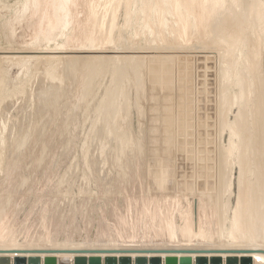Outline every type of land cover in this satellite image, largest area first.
Here are the masks:
<instances>
[{"label":"rangeland","instance_id":"rangeland-1","mask_svg":"<svg viewBox=\"0 0 264 264\" xmlns=\"http://www.w3.org/2000/svg\"><path fill=\"white\" fill-rule=\"evenodd\" d=\"M89 1H91V0H89ZM96 1H97L96 3H98V0H96ZM100 1H102V5L99 6L98 10H102V6L104 8L105 7L107 8V6L104 5L105 0H100ZM199 1H201V0H199ZM80 2H81V0H80ZM25 3L28 5V9L25 12L23 18H18V14L20 15L22 8H23V5ZM145 4L147 5V3H145ZM79 5L77 6L76 10L74 11V8H75L74 0H0V153H2V155L3 154L5 155L6 150L9 149V150H7V154L5 155V157H6L5 160H9V161L13 162L12 163L13 165H12L10 170L6 169L7 165H5V166L2 165L1 170H0V196L2 197V198L0 197V199H1L0 200V264H10V263L11 264H72V263L73 264H145V263L146 264H157V262H155V261H161L160 264H200L199 261L203 262L204 260H207V259L210 260L207 262V264H212L211 261L213 262V260H218L220 258L222 259V264H229L227 262V259H229L230 257H228L227 259L220 257V256H225V254H228V253H221V254H215V253H198V254H187V253L186 254L185 253H179V254H177V253H165V254H154V253H151V254H143V253H137V254L136 253H133V254H95L94 253V254H92V253H90V254H86V252L85 253H79V252L76 253L75 251H81V250H107V251L113 250V251H115L118 249H126V248H128L127 247L128 245H133V246H136V249H134V251L163 250V249L174 250V251H189V250L219 251L220 248H225V250L228 252L229 248H233L232 246H234L238 243V242L233 240V237L231 235V227H232V223H233V218L236 215V210H237V208L239 209V199L242 195L240 193V189H239L240 167L242 166V168H243L244 166H246V168L249 169L248 171H251V172H254L255 169L257 168V170L255 172L258 173L259 172L258 169L263 167L262 162H264V160H262V162L260 160V159H264L261 156V155H263V153L262 154L260 153L261 152L260 150H262V148H261L262 142L261 141H263L261 138V134L263 132L261 131L262 129L261 130L259 129L260 127L257 128L256 125H254L255 123H257L255 120H258L256 118L257 115H255V112L258 111V113L256 112V114H259L258 118L262 114V113H260V112H262V111H260L262 105H261L259 99H261V100L264 99V96L262 97L261 92H260V90H262V86H263L262 84H264V46L262 45L263 34H264V24H261L260 35L257 34L258 32L255 35L254 34L252 35V33H251L252 37L253 36H255V37L249 38L248 41H246L247 44L245 43V47L247 48L248 51L246 50V48H244V55L242 57H239V58H238V56H239L238 50L240 48L239 42L233 46L232 53L228 52L227 49H225V47L221 46L220 44L218 45L215 43H213V44L210 43L212 45V47L210 45H208L209 41H212L215 39L220 40V41H224L225 35L230 30V28H231L230 26H233L232 23L234 22V21H232V17H233L232 15L231 16L226 15L222 18L223 20L221 19L222 21L219 22V24L218 23L215 24V25H217L216 26L217 28L215 27L216 29H212L210 33L208 32V34H210V37H208L209 40L207 39V41H205V43L204 42H198L197 45L195 46V44H192L190 42V45H193L192 49L191 48L189 49L190 46L188 44V47L185 46V48L183 46L182 47L180 46L181 48H178L179 46H177L176 48L178 50L173 46L174 47V48L172 47L174 49L173 50L171 48V46H172V44H174V42L173 43L165 42V44L162 42V44H163V45L161 44L162 48H159V47L156 48L155 50H153L154 54H152V56H162L160 59H159V57L158 58L157 57H154V58L151 57V60H150L149 59L150 56L148 55L149 57L148 56L147 57L149 60L146 58V60L145 59L143 60L144 64H140V65H143L144 67L142 66V68H141V66L137 65V64L130 65V68L127 67L124 72H128L129 74L124 73L123 71L116 73L114 71V69H112V66L110 64H109L110 66L104 65L105 67H102V65L100 66V63L97 64L96 62H93V64H95V65H91L92 68L94 66L93 72H92L93 69L90 68V70H89V68L85 67L87 70L86 69H84L85 71L83 70L84 74H83L82 70L80 73L79 71L76 70V68H75V71L72 69V70H70L71 72L69 71L70 74H67L69 72H67V73L62 72L60 67L63 66L62 62H63V58H64V54H65V52H61V49L68 42V36H66V34L61 33L58 24L62 21L64 13L68 12V14H69L68 17L71 19V22L74 23L75 19H77V18H78L77 21L79 20V22H78L79 24L77 22L75 23L76 29L82 27V24H83V22H85V19H86V13H87L88 8L85 6V4H83V2H82V5H81V3ZM138 7H139V5L133 6L129 0H116V2L113 5H111L107 8V12L109 14V21H107V22H105L106 16H104V13H103L106 11V8H105V10H102L103 12L100 11L101 12L100 18H104V25H106V23H108V26L106 28V39L108 42V46L110 48V55H111V58L109 57L110 60H116L118 58L120 45H125V43H126V45L130 44V43H128V42H130V38H129V41L126 40L129 37L128 33L132 34L136 38H139V39L141 38L137 44L135 42H137L138 39L137 40H136V38L134 39V41H135L134 43L136 45H142L145 42L144 39H147L150 36L154 37L155 30L152 29L153 33L151 34V31H150L151 29H150L149 25H146L147 23L150 22V19L148 17L149 16L148 15L149 12L147 10L148 8L147 9L146 8L137 9ZM214 7L215 6H213L212 2H211V4L209 5V7L207 9L213 10ZM195 15L197 18H199L198 12ZM260 19H261V14H260ZM261 20H264V17ZM7 22H9V23L11 22L15 25V29L12 32L8 29L9 25L8 24L6 25ZM229 24H231V25H229ZM245 24L246 23H244V21H243L242 26H240L241 25L240 24L239 25L240 28L237 27L238 28L237 32L241 31V28L246 27ZM201 27L202 28H200V27L199 28L203 31L205 28L202 25H201ZM48 29H49L50 33H52V34H50V35L48 34ZM235 32H236V30H235ZM99 34H100V32L97 35V37H99V39H100L97 41L98 42L97 44L102 45V42L105 39V37L102 34H100V35ZM211 35H212V37H211ZM257 36H258V38H257ZM36 40L38 42L33 44ZM257 40H258V42H257ZM125 41H128V42H125ZM85 42H87V45L85 44ZM156 42L157 41L153 40L154 45H156ZM166 43L168 45L170 44L169 45L170 48L166 45ZM201 43H202V45H201ZM103 44H105V43H103ZM199 44L201 47H203L204 45L207 44L208 47L210 46L212 49L210 50V47L208 48L206 45V48H208V49L206 50V48L203 47L206 52H202L204 50L202 48H201L202 51L200 50V46H198ZM89 45H90V42L88 40H84L83 45L80 49V54H82V56L88 54L91 51L92 52L94 51V49H92ZM164 45H166L165 47L168 49H166L164 47ZM184 45H187V43H184ZM216 45H218V46H216ZM246 45H248L249 47ZM197 46H198V50H197ZM193 47H196V48L194 49ZM259 47H261L263 50ZM187 48H188V50H187ZM193 49L197 52H195ZM161 50H162V52L164 50L165 51L163 53L162 52L158 53ZM189 50H190V53H189ZM191 50H193V51L191 52ZM260 50H262L261 55H260ZM52 51H57V53L54 56H52L51 55ZM168 51H170V53H167ZM173 51H174V53H173ZM175 51H177V53H175ZM193 52H195V53H193ZM221 52H224V54H221ZM176 54L178 55V57ZM218 54H220V55L218 57H216ZM168 55H169V57L173 56L174 59L172 57H171L172 59L169 58ZM185 55H187L189 57H186ZM245 55H246V57H245ZM98 56L99 55L97 53L94 56L96 61H98ZM184 56L188 59V61ZM247 56H250V58ZM191 57L193 58L192 60H191ZM207 57H209V58H207ZM231 57L233 60L231 59ZM152 58L154 60H155V58L158 59L159 60L158 62H160V63L157 62V64L155 65L156 60L154 62V61H152L153 60ZM168 58H169V60L171 59L168 63L169 65L167 66V67H169L168 70L171 68L169 71L167 69H165L167 62H168V60H167ZM175 58L177 59L178 63H176ZM195 58H196V61H195ZM216 58H217V61L215 60ZM224 58H226V59H224ZM180 59H182V60H180ZM221 59H223V60H221ZM236 59L239 60V63L241 62V64H240L241 66L242 65L246 66V68H247L246 73L247 74L249 73V76L247 75L246 79L250 80V77L253 79V81L251 82L249 87H251L250 88L251 90L253 89L252 91H254V96H255V94L257 96L258 92H259V96L257 98H255V101H256L255 104L253 103L254 108H253V106H250L248 103H247V106L245 104H243L244 107L240 108V106H242L243 100H245V95H243L241 93L236 95V93L239 92L240 89L242 91V88L245 86V82L243 79L241 80V82L243 83L242 86L238 85V84L236 86L234 84H233L234 86L229 85V83L231 82L230 76H231V72H232V71L230 72V70L232 68L233 63H235L233 61H237ZM161 60L162 61L164 60L163 64L165 63V68H164V66L163 67L161 66L162 69L159 68L160 65H162ZM183 60L184 61L186 60L187 62L185 61L186 62L185 63ZM245 60H246V62H245ZM147 61H150V62H147ZM172 61H173V63H176V64H174V65H176V67H178L179 65L180 66L178 68H176L174 65L171 66L170 64H173ZM193 61H195L194 62L195 64L194 63L192 64ZM207 61H209V62L211 61V62L208 63ZM225 61L227 63H229V61H230V65L229 64L227 65V63ZM81 62L79 64H81ZM212 62L213 63L215 62V63L213 64ZM46 63L47 64H50V63L53 64L52 69H53L54 74H53L52 80H49L47 77L48 75H47V66L45 65ZM148 63H150V64H148ZM222 63L223 64L225 63V65H223ZM231 63H232V65H231ZM96 64L98 65V68L100 69V71H99V69H97ZM158 64H160V65H158ZM177 64H179V65L177 66ZM181 64L183 65V67H181L182 66ZM190 64H192V65H190ZM218 65H220V67ZM99 66L102 67V69ZM131 66L134 67V69L136 67H139V66H140V68H138V69L136 68V70L134 71V69L131 68ZM154 66H156V67H154ZM157 66H158V68H157ZM184 66H186V67H184ZM201 66L202 67L207 66V68H204V67L202 68ZM249 66H250V68H248ZM257 66H259V68L256 71ZM147 67L149 68V70L147 69ZM152 67L154 69L156 68L159 70L155 69L157 71L156 72L155 70L152 69ZM172 67H173V69H172ZM187 67H189L190 69ZM78 68H79V66H78ZM175 68H176V70H175ZM197 68H199V69H197ZM210 68H213V69H210ZM215 68H216V71H214ZM132 69H133V71H134L133 73H135V75L132 73ZM138 70L140 71L139 75L142 74V75H140L139 78H142V76L145 78V79L144 78L142 79L143 81L141 80V82H143L142 84H138V83H141L139 78H138V80H135V82H133L134 77L137 79V76H139L138 73H136V71L138 72ZM146 70H148L147 73L149 72L150 74L148 73V75H147V73H145ZM189 70H190V72H189ZM76 71L78 74L79 73L82 74V75L79 74L82 77H79V75H77ZM86 71L87 72L89 71L88 72L89 74ZM95 71H97V72L99 71V73H97L98 77L96 75L95 76L93 75V73L96 74ZM112 71H114V72H112ZM170 71L173 73H175L174 71H176V73L171 74ZM181 71H182V73H181ZM91 72H92V74H91ZM153 72H154V75H155V73H156V75L157 74L158 75L154 76ZM162 72L163 73L168 72V73L163 74ZM183 72H184V74H183ZM206 72L207 73L209 72L208 76H206L207 75ZM63 73L64 74L66 73L65 74L66 76H64ZM71 73H72V75H71ZM113 73H116L117 75H114ZM151 73H152L154 80H152L151 78L148 79L149 76L152 77ZM186 73L189 75H187ZM217 73L218 74L220 73V75L217 76ZM120 74L123 75V77H121L123 80H121L119 82L121 84H118V82L115 83L117 80H119V79L116 80V78H120V76H121ZM124 74L126 75V77ZM169 74L172 76H170ZM89 75H93V77L89 76ZM131 75L132 76L134 75L133 78L131 77ZM162 75H164L165 79L167 77L168 78L170 77L171 79L169 78L170 80H168V78H167V80L172 82V83H170V84H169V82L167 83V80H164L163 79L164 77ZM167 75H169V76H167ZM190 75L193 76V78ZM202 75H204V78H202L203 77ZM116 76H119V77H116ZM161 76L163 78H160ZM213 76L216 79H218V77H219V79L217 81L212 80V78L215 79ZM90 77L92 78L91 79L92 81L90 80ZM114 77H116V78L113 80H116V81L112 80V78H114ZM127 77H129L128 79H130L131 81H129L128 79L125 80V78H127ZM178 77H179V80L177 79ZM94 78L96 79L95 81L93 80ZM146 79L149 81L148 83L146 82L147 81ZM150 79H151V81H150ZM162 79H163V81H162ZM174 79H175V81H174ZM184 79H185V81H184ZM188 79H190L191 81ZM195 79H197V80L199 79V80L197 81ZM201 79H203L204 81ZM262 79H263V83H262ZM144 80H146L145 83H144ZM156 80H158V81H156ZM194 80H195V82H194ZM122 81H124V82L122 83ZM127 81H129V82L125 83ZM136 81H139V82H136ZM152 81H154V82H152ZM155 81L157 82V84ZM161 81H162V83H161ZM173 81H174V83H173ZM90 82H93V83H90ZM185 82H187V84H185ZM210 82H211V84H210ZM47 83H48V85H47ZM60 83H63V84H61L62 86L59 85ZM89 83H90L91 88L90 87L88 88ZM152 83H154L155 87L152 85ZM193 83L194 84L197 83V84L194 85ZM202 83H203V85H202ZM85 84L87 85V87ZM111 84L114 87H112ZM117 84L119 86L121 85V87H119L118 91H116V89H118ZM124 84H125V87H124ZM135 84H138L140 86H135ZM164 84L166 85V87ZM171 84H173V85H171ZM177 84H179V85H177ZM183 84H185V85H183ZM41 85L43 87L45 86L44 88L46 90L44 89L41 91V88L43 89V87ZM151 85L154 89L155 88L156 89L153 90ZM156 85H157V87L160 86L159 87L160 90L156 87ZM259 85H261V86H259ZM46 86H47V88H46ZM53 86H55V87L53 88ZM110 86L113 88V90H114V88H116L115 92L113 90H112L113 92L110 91L112 89ZM161 86L165 87L167 90L163 91L165 88H163V90H162ZM172 86H173V88H172ZM56 87L58 89L60 88L59 90H61V91H59ZM138 87L139 88L142 87L140 89L145 93H143L140 89H138V90H140L143 95L145 94L144 96H142L140 91L136 92ZM143 87L146 88L145 91H144ZM148 87H149V89H147ZM168 87H170V88H168ZM177 87H179V88H177ZM200 87H202V88H200ZM52 88L55 89V91L52 90ZM121 88H122V91H124V89H125L124 93L126 91H127V93L124 94L122 91H120ZM184 88H185V90H182ZM187 88H188V90H187ZM193 88L194 89L196 88V90H194ZM48 89H50V90H48ZM157 89L159 91H157ZM191 89H193V90H191ZM106 90H107V92H106ZM170 90H171V92H170ZM173 90H174V92H173ZM119 91L122 92L121 94H123V96H120L121 94ZM160 91L163 93H160ZM166 91H167V93H164ZM178 91L180 92L179 94H181V93H183V94L179 95ZM194 91H195V93H194ZM41 92L43 94H41ZM204 92H206V93H204ZM52 93L54 95V98H53ZM105 93L108 94L107 95L108 100L106 98L104 99V97L106 95ZM110 93H112L113 95H116V96H112ZM114 93H116V94H114ZM149 93H151V94H149ZM186 93H187V95H186ZM190 93H192V94H190ZM197 93L201 97L198 96ZM128 94H129V96H128ZM139 94H140V96H137ZM159 94H162V95L164 94L163 95L164 100L162 98H160V97H162V95H159ZM188 94H189V96H188ZM43 95H44V97H43ZM46 95H49V96L47 97ZM55 95H58V96H56V98L58 97L57 99H55ZM124 95L125 96L127 95V97L129 99L131 98L130 102H128L129 99H127L126 97H125L126 99L124 98ZM148 95H151V96L155 95L156 99H153V100H155L156 102L148 100L150 97ZM158 95H159V97H158ZM171 95L174 97L171 98ZM175 95H177V96L179 95V96L177 97ZM185 95L188 96V98H191L192 100L186 99ZM226 95H228V96L225 97ZM141 96L145 99H142ZM153 96L150 97V99L155 98V96L154 97ZM49 97H52L53 99L51 100V98L49 99ZM137 97H138L137 101L139 99L140 100L138 102H135ZM179 97L180 98L182 97L183 100L181 99L182 100L181 101L179 99ZM196 97H199V99H197ZM43 98H46V99H43ZM116 98H120V99L116 100ZM157 98H160L161 101H160V99H157ZM168 98L172 99V100L168 101L169 100ZM202 98H204V99H202ZM238 98H240L239 101H238ZM109 99L112 100L113 103L114 102L115 103L113 104L112 101L110 102ZM176 99H179L178 104H176L177 103ZM185 99H186V102H185ZM194 99H196V100H194ZM49 100H51V101H49ZM118 100L121 102L123 100L124 101L122 103H120ZM157 100H158V102H157ZM42 101H44V103ZM45 101H48L49 103L48 102H46V103L49 106L50 105L51 106L49 107L45 103ZM102 101L105 104H103V103L101 104ZM126 101L128 103H126ZM38 102H39V105H38ZM134 102H135V104H133ZM151 102H155V103H151ZM171 102L174 106L171 105ZM195 102L198 105H196ZM258 102H259V104L257 105ZM110 103H111V105H110ZM118 103H120L121 106ZM129 103H130V105H129ZM160 103H162V104H160ZM168 103H169V105L172 106L171 110H170ZM138 104H140L141 106L139 105L140 106L139 107ZM159 104L162 106L164 104L163 108L161 106L158 107ZM183 104H185L186 107H185V105L181 106ZM35 105H37V107ZM42 105H43V107H42ZM100 105H101V107L99 108ZM117 105H119V106H117ZM135 105H137V106H135ZM146 105H147V107H146ZM152 105L153 106L158 105L157 106L158 109L156 107L152 108L153 107ZM102 106L104 108H105V106H106V108L109 106L110 110H109V108H107V113H106V111H105L106 108L104 109ZM110 106H113V107H110ZM149 106H152V107H149ZM177 106H180V107H177ZM197 106L199 107V110L197 109L198 108ZM117 107H120L123 109L125 107L126 108L128 107V111L126 108L124 109V111H122V109L116 110V109H118ZM164 107H167V108L169 107V109H167V108L165 109ZM182 107H183V109L184 108L185 109L183 110ZM195 107H197V108H195ZM246 107H247V109H246ZM250 107H252V108H250ZM257 107H259L260 109L258 108L259 110H257ZM47 108H49V109H47ZM129 108H130V111H129ZM175 108L176 109L178 108V109L176 110ZM25 109L29 110L30 114ZM140 109L142 110L141 113H140ZM180 109H181V111H180ZM188 109H190V110H188ZM42 110H46L47 114H42L43 116L40 115V117H39V113L45 112V111L41 112ZM53 110H55V111L51 112ZM99 110L101 112V115L98 116L97 114H100ZM120 110L122 111L121 113H119ZM103 111L105 114L102 113ZM110 111H112V112H110ZM113 111H115V112L113 113ZM156 111L158 112V116L156 115L157 114ZM159 111L160 112L163 111V113H165L166 111L167 112L169 111L168 114L169 113L170 114L168 115L165 113L166 114L165 115V114H162V112L160 113ZM178 111H180V113H183L184 111H186V113L185 112L184 113L187 114V116L185 114H179ZM190 111H192L193 113ZM253 111H254V113H253ZM48 112H50V113H48ZM124 112L129 113V114H126L129 116H126L124 114V118H126V120L128 121L127 122L128 124L126 123V120H124L122 117V114ZM150 112H151V114H149ZM153 112H155V114ZM200 112H202L203 114ZM54 113H56V114H54ZM249 113H252V114L250 115ZM49 114H51V116L52 115H55V116H52L53 117L52 118V117H49L50 116ZM103 114L106 117L107 116H109V117L106 118V117H104ZM115 114H117V115H115ZM147 114H148V116H147ZM26 115H29V117ZM120 115H121V117H120ZM138 115L141 117V119H139L140 117ZM143 115H145V117ZM21 116H22V118H21ZM149 116L150 117L153 116V117L150 119ZM159 116H161L162 119H165V120L167 119L166 121L168 122V124L166 123L165 120H162L161 117H159ZM170 116L172 117V119H170ZM251 116L252 117L254 116L255 120H254V118L252 119ZM36 117L38 118L39 121L42 118L43 120H41V121L43 123L41 121L39 122V121L35 120V119H37ZM102 117H103V119H102ZM112 117L114 118L115 122L113 121ZM147 117H148V120H146ZM158 117H159L160 121L157 120ZM25 118H26V120H25ZM96 118H97V120H96ZM142 118H144V119H142ZM168 118L170 121L171 120L173 121V119H174V121L172 122L173 124L171 123L172 125L169 123L170 121L168 120ZM175 118L177 120H175ZM249 118L252 120V122L248 123V121H251ZM23 119L25 120V122L26 121L28 122L31 120L29 122L30 124L28 125L27 122L23 123ZM27 119H29V120H27ZM106 119L107 120L109 119L108 125H106L107 124V122H105V121H107ZM102 120H104L103 121L104 123L102 122ZM149 120H151V121H149ZM152 120H153V123H152ZM185 120H187V121H185ZM188 120H190V121L188 122ZM253 120L255 121L254 123H253ZM19 121L22 123V126H19V125H21V123ZM34 121H36V122H34ZM98 121H100V123H98ZM109 121L111 122V124L109 123ZM154 121H156L157 124L162 121L163 122V123L161 122L162 126L159 124L160 125V127H159V125L155 124L156 122H154ZM18 122H19V125H18ZM112 122L115 124V127H117V125H119L117 127V129L120 127L119 128L120 131H123V133L121 135L124 134L123 137L120 135L121 132H118L119 129H118V131L115 129V127L113 126L114 124ZM122 122L125 123V125L127 124L126 128H124L125 126ZM192 122H195L194 125ZM16 123H17V125H16ZM96 123H98V124H96ZM101 123H102V125L105 124V126H103L104 128L102 127ZM117 123H119V124H117ZM140 123H143V125ZM151 123H152L153 127H152V125H150ZM164 123H166L167 125ZM174 123H176V124H174ZM186 123L189 126L186 125ZM191 123H192V125H191ZM251 123H253V124H251ZM24 124H25V126L28 125L29 127H30V125L35 124L34 126H31V128H33V129H30L31 131L30 130L28 131V133L30 132L29 134L27 133V130L29 129L28 127L27 128L25 127L26 131H25V128L23 129ZM39 124L46 127V128H44L45 129L44 131L42 130L43 127L40 126ZM129 124H130V126H129ZM10 125L12 126L11 128L14 127L11 131H10ZM94 125L97 126L96 127L97 130L92 129ZM120 125H123V126H120ZM145 125H147L148 127ZM155 125H156V127H155ZM168 125H170V126L174 125V127H176V125H178L177 126L178 128L177 127L172 128ZM196 125H197V127H196ZM253 125H254V127H253ZM37 126H40L41 128L40 127L37 128ZM127 126L129 128H127ZM165 126L168 127L167 131L165 130V128H166ZM182 126L184 128H181ZM113 127H114L115 131H114ZM122 127L124 129H122ZM138 127H140L141 130L138 129ZM145 127H146V129H145ZM149 127L150 128L152 127L151 130ZM192 127L194 129H192ZM34 128L37 130H35ZM39 128H40V130H39ZM100 128L104 129L105 132L104 131H101V132L105 133V134H102L100 132ZM107 128H110V130H108V131L105 130ZM160 128H162V129H160ZM248 128H249V130L252 129L254 131L256 128H257L256 131L259 129L258 132H260V131L262 132L259 134L261 140L258 138L259 136L257 137V135H256L257 132H255V134H254L255 137L253 138V140L255 142L253 141V143H252L251 142L252 140H250L251 136L248 138V134L251 133V131H249ZM15 129L19 130V132L17 130L15 132ZM20 129L22 130V134L20 133L21 132ZM128 129H130V130H128ZM153 129L156 132H153ZM23 130H24V133L26 132L25 134L23 133ZM94 130L97 131V132L95 131L97 133V135H95L96 134L95 132H93L94 135H91L92 131H94ZM111 130L113 131V133L109 134L110 132H112ZM142 130L144 132L146 130L149 132L151 131L152 133L150 132L151 134H149V132H147V131L145 133H142L143 132ZM32 131L34 133L36 131L35 136L31 133ZM162 131H163V136L168 140L167 141L163 137L165 139L167 145L162 138V134H161ZM177 131H179V132H177ZM106 132L107 133L109 132L108 133L109 137H108V134ZM137 132H139V136L136 135V134H138ZM98 133H99L100 138H98ZM153 133L156 134L155 135L156 140L159 144L155 141L152 142V139L155 140L154 139L155 136ZM158 133H160L161 135H159ZM166 133H168V134H166ZM10 134H11L12 138H10ZM19 134H20V136L21 135H23V136L20 137ZM26 134L29 135V136L28 135L27 136L29 138H31V140L33 138V140L30 141L32 144L28 141L30 139H28V137H26ZM113 134H117V135H119V137L117 135L112 136ZM126 134L130 135V136L132 135L131 136L132 138L130 136L127 137ZM146 134L149 136H147ZM17 135L19 136V139H18ZM106 135L109 139L106 137ZM93 136L96 137V139L98 138L99 140H96L95 138H93ZM111 136H112L113 140H110ZM134 136H135V138H133ZM142 136L144 137V140H143ZM104 137H106V138H104ZM113 137H116V140L118 139V141H120V143H118V141L116 142L115 138H113ZM16 138H17V140H19L18 142L15 141ZM21 138L23 141L25 139L26 142H23L22 140H20ZM44 138H45V140H43ZM128 138L132 141L130 142ZM255 138H258L261 143L259 142L258 139H255ZM120 139H122V140H120ZM149 139L152 142L151 146H150L151 142ZM160 139H162L165 144ZM196 139H198V140H196ZM251 139H252V137H251ZM89 140H91L92 144H90L91 142L89 143ZM135 140L136 141L138 140L141 143L135 142ZM148 140L150 143H148ZM249 140H250V144H252L253 150L251 151V149H250L251 146L247 148L248 150L246 152V154H247L246 158H249V156L251 155L250 154L251 152H252V155L255 152V154L253 156L254 157L253 163L256 164V166L254 164L253 165L251 164L252 167L247 166L248 164H247V161L245 160L246 158L244 159V157H243V161H241V164L238 163V159H237L238 154L239 155L243 154V156H244L245 151H246L245 145H249L248 144ZM20 141H22V143ZM97 141H99L100 144ZM102 141L104 144H101ZM173 141H174V143H173ZM195 141H196V143H195ZM256 141L260 144L259 145L260 147L258 146V143ZM42 142H43V144H42ZM93 142L96 144L94 145ZM124 142L130 143V144H127V146H126L127 149H125L123 147H121V148H123L124 150L119 149L120 147H118V146H121V145H118V144L123 145ZM133 142H135V143H133ZM145 142H146V145H144ZM160 142H161V144L162 143L163 144L161 145ZM19 143L21 145H19ZM23 143H25V146L27 145L25 150L24 149L22 150V148H23L22 146L24 145ZM131 143H133L132 146H130ZM138 143H139V147H138V145H136ZM153 143H154V145H153ZM8 144L11 146L9 147ZM12 144H14V145L17 144L16 146H19L20 148L19 147L16 148V146H15V148H16V151H15L14 145L12 146ZM30 144L32 145V147H30L31 146ZM35 144L37 147L36 149H34ZM97 144H98V146H96ZM108 144H109V146H108ZM110 144L112 146H110ZM147 144H149V147L152 148V151L155 150L154 148H156V146H158V149H157L158 151L160 148H161V150H164L163 146L166 147L165 149H167V147H168L167 150L163 151L167 154H164L161 150H160L161 152L160 151L158 152L157 150H155L154 151L155 154H148L149 149H146V147L148 146ZM99 145H101L104 150L101 151L102 147H100ZM254 145H256V146L254 147ZM7 146L9 148H7ZM25 146H24V148H25ZM94 146L96 147L97 150H95ZM257 146L259 147V149ZM11 147H12V149H11ZM63 147H64V149H63ZM87 147L88 148L91 147V148L85 149ZM92 147H94V148H92ZM98 147L100 148L101 153H103V151H104L103 157L100 154V152L98 153V151H99ZM141 147H142V150H140ZM149 147H147V148H149ZM105 148H107L108 150L106 149V151H105ZM128 148H129V151L131 150L130 151L131 153L133 152L132 154L134 156H132V154L128 151ZM18 149H21V151H23V152L19 151ZM66 149H68V150H66ZM90 149L93 151V153H91L92 151H90ZM115 149L118 152L120 151L119 153L120 154L122 153L123 155L122 154L120 155L119 153L117 154V151ZM134 149H136V150H134ZM169 149H170V151H169ZM35 150L36 151L38 150V151L35 152ZM87 150H89V152H87ZM109 150H111V151L113 150L112 151L113 155H112V153H110ZM144 150H146V151H144ZM254 150H256L257 152ZM25 151H27V154ZM94 151L96 154L94 153ZM150 151H149V153H150ZM197 151H198L199 155L196 153ZM201 151H202V153L200 154ZM237 151H238V154H237ZM17 152L18 153L20 152V156L17 154ZM105 152H107V153H105ZM154 152H151V153H154ZM22 153H24V155ZM88 153H90V155H88ZM115 153H116V156H114ZM137 153H139V154H137ZM158 153H159V155H157ZM25 154L28 156H25ZM129 154H130V156H129ZM162 154H164L163 155L164 157L161 156ZM168 154H170V155H168ZM194 154H196V155H194ZM204 154H205V156H204L205 158L203 157ZM257 154H258V156H257ZM4 155H3V157H4ZM8 155H10L11 157ZM87 155L90 158L87 157ZM138 155L141 156V158L138 157ZM142 155L144 156L143 157L144 159L142 158ZM152 155L153 156L155 155L154 159H153ZM14 156H16V158H14ZM24 156L26 159L24 158ZM43 156H45V157H43ZM83 156H84V158H83ZM100 156L103 158L104 161L100 158ZM104 156H106V157L104 158ZM107 156L109 158H107ZM126 156L129 159L126 158ZM131 156L135 159H133V158L131 159ZM199 156H201V157H199ZM255 156L258 158L260 157V158L255 159ZM9 157H10V159H9ZM12 157L14 158V161L12 160L13 159ZM17 157H18V159H17ZM19 157H20V159H19ZM86 157L88 160L87 162H86V160H84ZM149 157L152 158V160ZM161 157H163L166 160L164 161V159H159ZM43 158H44L43 163H41ZM97 158H98V160H97ZM118 158H121V159H118ZM147 158H149V159L147 160ZM33 159H34V161H33ZM106 159H108L109 163L111 162L112 165L108 164V161H106ZM113 159H115V160L113 161ZM257 159L260 160V162L257 161ZM15 160H16V162L19 160L17 164L15 163ZM38 160H41V161L39 162ZM91 160H92V162H95V163H93L94 165L90 162ZM95 160H97V161H95ZM99 160L101 162H99ZM118 160H120V161L118 162ZM126 160L127 161L129 160V161L126 163ZM131 160L132 161L135 160V161H133L132 165L133 166L136 165L137 166L136 169H135L136 166L133 168L132 165L130 164ZM153 160H155V161L153 162ZM105 161L107 162V164L103 163ZM115 161H116V163H115ZM132 161H131V163H132ZM137 161H139L140 164L143 163L144 166H143V164L142 165L139 164L140 165L139 166ZM37 162H38V164H34ZM96 162H98L97 164H100V165H97ZM148 162L154 164L153 167H152V164L151 165L148 164V166H147ZM86 163L89 165V167H87L88 165ZM102 163H103V165H102ZM128 163H129V165H128ZM134 163H136V164H134ZM156 163H158V164H156ZM257 163H259L258 167L261 166L260 168L257 167ZM117 164H118V166H116ZM126 164H127V166H126ZM162 164H164V165H162ZM95 165H96V167H95ZM105 165L106 166L110 165V166L106 167ZM122 165H123V167H122ZM91 166H93L92 169H91ZM97 166H99V167L97 168ZM102 166L103 167L105 166L104 167L105 169H101V168H103ZM138 166H139V168H138ZM158 166L160 168H161V166H163V167L161 169L159 168L160 169L159 170ZM86 167L90 170V172ZM94 167L96 169H101V170H96ZM116 167H118V168H116ZM142 167H143V171H141ZM147 167H149V169H146ZM150 167L153 169V171L155 170V173L152 172L155 176H153V174H151L152 169ZM106 168L108 171H106ZM122 168L124 169V172L122 171L123 170ZM252 168L253 169L255 168V169L253 170ZM126 170H129V171L126 172ZM138 170H140V171H138ZM144 170H145V172H144ZM161 170L162 171L164 170L163 171L164 173L161 172ZM95 171H98L100 173V175H98L99 173H97ZM132 171H135V174H138L139 177H142L145 174L148 175V173H149V175L150 174L151 175L148 176V178H145V177L139 178L138 175H134V173ZM11 172L13 173L12 175H11ZM108 172H111L110 175H111V177L113 175L112 178H109L110 175ZM117 172L120 173L121 176ZM142 172H144V175H140V174H143ZM82 173H83V175H82ZM90 173H92L93 175H91ZM102 173H104V174H102ZM106 173H108V174H106ZM123 173H126V174H123ZM131 173L133 175H131ZM89 174H90V176H89ZM103 175H105V176H103ZM125 175H126V177H125ZM127 175H129L130 177H133V179ZM159 175H161L162 177H160ZM87 176H89L90 179H88ZM93 176H94V178H91ZM116 176H118L119 178L118 177L116 178ZM122 176H124L125 178ZM85 177L87 179H85ZM98 177H100V178L98 179ZM134 177H135V179H134ZM153 177L155 180H153ZM253 177H254V175H252V176H250V174L246 175V180H247L249 185H250V183L253 185L252 181L255 182L254 180H257L254 178H258V177H254V178ZM102 178H104L103 182L105 179L106 180L108 179L107 180L108 182L105 181V183H103ZM122 178H124V179L122 180ZM163 178H165V180ZM166 178L168 181L166 180ZM84 179L87 180L88 182L86 181L87 182L86 183L84 181ZM120 179L122 181H119ZM142 179H146L145 181H143V183L146 181L147 182L149 181V184L145 183V186L142 187L143 184L142 183L140 184V182H142L141 181ZM147 179H149V180H147ZM98 180H99V183H98ZM109 180H110V182H109ZM125 180H127V181L129 180L130 182L126 181L123 185V182ZM132 180H133V182L137 181V182H134L135 185L134 184L132 185V183H133V182L131 183ZM116 181L120 182L121 185H120V183H116ZM138 181H140V182H138ZM165 181H167V182H165ZM71 182H73V183H71ZM247 182H246V184H247ZM109 183H110L111 189H109V186L107 187V185H109ZM130 183H131V185H129ZM136 183L139 184L138 187H136L137 186ZM162 183H164V185ZM82 184H84V186ZM87 184L89 187L88 186L85 187V185H87ZM102 184H104L106 188ZM115 184L116 185L118 184L117 185L118 187ZM165 184H166V186H165ZM14 185H15V187H14ZM77 185H79L80 187L78 188ZM101 185L103 187H101ZM148 185H150L152 187V188H150L151 190L148 189L150 187ZM167 185L171 189H168L169 187L167 188ZM252 185H250V186H252ZM124 186H125V189H124ZM130 186H132L133 190L131 188L129 190L130 191L129 192L127 189H128V187L130 188ZM95 187H96V189H95ZM112 187H114V188H112ZM141 187H142V189L143 188L144 189L141 190ZM159 187L162 189L159 190L160 189ZM164 187H166V188H164ZM97 188H98V190H97ZM100 188L102 190H100ZM1 189H3V190H1ZM9 189L11 190L10 191L11 193H8ZM66 189H67V191H65ZM81 189H82V191H81ZM84 189L86 191H84ZM104 189H105V192H106V190L108 191V192H106L107 195H105L106 193L104 194V192L102 193V191H104ZM135 189L136 190L139 189V191L141 190V193L137 192L138 190L134 191ZM152 189H153V191H152ZM148 190L151 191L152 193H150ZM166 190L168 191L167 193H165ZM179 190H180V192H179ZM13 191H15V192L13 193ZM68 191H69V193H68ZM109 191H110V193H109ZM131 191H133V192H131ZM161 191L163 193H161ZM56 192H58V193H56ZM82 192H84L85 194L84 193L82 194ZM147 192L150 194L149 198L147 197L148 196ZM91 193L92 194L96 193V194H93L95 196V198H93L94 196L91 195ZM112 193L114 195L116 193V195L112 196ZM121 193H123V194H121ZM131 193H132L133 199L131 198L132 197ZM137 193H139V195H141V196H138V199H140V200L136 199V200H138V202L135 201V199H134L136 197V196L134 197V195L135 194L137 195ZM176 193H177V195L179 194L180 196L177 197ZM188 193H191V194H188ZM11 194H13V195H11ZM55 194L59 195L62 199ZM79 194L80 195L82 194V195L80 196ZM109 194H111V195H109ZM124 194H125V196H124ZM151 194L153 195L152 198H151ZM167 194H168V196H167ZM261 194L264 197V193L262 192ZM83 195H84V197H82ZM117 195H118V197H117V199H115ZM122 195L124 196L125 199L127 198L125 203H124L125 199H123ZM163 195H164V197L160 198V196H163ZM165 195L167 198L169 197V199L171 198V195H174V196H172L174 198V199L172 198L173 202L172 201L170 202L171 199L167 200ZM3 196H7V197L3 198ZM109 196H111V197H109ZM129 196H131L130 198L132 200L129 198ZM143 196H145L146 199ZM96 197H97V199H96ZM112 197L114 198V200ZM185 197H187V198H185ZM64 198H66V199H64ZM80 198H81V200H80ZM89 198L92 200H90ZM141 198H143V200ZM158 198H160V200ZM55 199H56V203H55ZM59 199H61V201ZM82 199H83V201H82ZM93 199H95V200H93ZM62 200H63V202H62ZM116 200H117V202H116ZM121 200L123 202H121ZM149 200L150 201L154 200L153 202L152 201L151 202L155 203V212L158 210L157 211L158 213H156V214L161 215V217L158 215V220H157V221L161 222V230L157 231V234L158 235L162 234L163 237L162 238H154V236H153L154 234L152 235L153 236L152 237L150 235L152 233H150V232H155L154 230L156 228H152L151 226H150V228H148V227H145V225H143V224H142V227H144V228L141 227L142 228L141 229L139 227L140 228L139 235H140V232H141V235L138 236V239L140 238L141 240L140 239L139 240L130 239V238H128L129 234H126L124 236V234L121 232L128 233V230L131 231L130 227H132L131 226L132 223H135L134 222V221H136L135 219L139 218L140 214L142 213V211L144 209L146 210L145 212L143 211L144 217L146 215L150 216V215H152V213H155L153 211L154 208L152 210V207H154V206H152L151 208L149 206V204L150 205H154V204L149 203ZM204 200H205V202L203 203ZM252 200H254V201H252ZM252 200L250 201V203H248L246 206L243 207V210L246 211L245 212L246 214L244 213L243 217H242L243 222H248V220L251 219L252 223H253L255 221V218L258 216V214L252 213V211H250L248 213L249 207H250V209H253L252 207L254 204H255V207H257L261 203L260 202L257 204V203H255L257 200H255V199H252ZM81 201L82 202L85 201V204H84V205H86L85 207H84L83 203L80 204ZM105 201L108 202L106 205H105ZM110 201H112L111 202V204H112L111 208H110V204H109ZM114 201H115V204L113 203ZM144 201H147V203H149V204H147L148 206L145 204L146 202H144ZM164 201H165V204H164ZM49 202H51V203H49ZM61 202L64 203V205L57 206L58 204H61ZM65 202H66V205H65ZM69 202H71V203L73 202L72 203L73 205L75 204V206H73L74 208L72 207L71 203H70L71 205L69 207ZM88 202L91 204H89ZM133 202L135 203V205L133 204ZM157 202L158 203L163 202L161 204L159 203L161 208H162V206H163V208L168 207V206H170V207H168L169 209L165 208V209L160 210V213H161L160 214L159 213L160 207H159ZM116 203H117V206H116ZM136 203L137 204L139 203L138 208H137ZM142 203H143V205L145 204L146 207H144L145 205L143 206ZM169 203H170V205H169ZM191 203L193 206L191 205V207H189ZM77 204H80L79 205L80 208ZM88 204H89V206H88ZM124 204L126 205V208H125V206H123ZM167 204H168V206H165ZM187 204H188V206H187ZM127 205H128V208H127ZM60 206L61 207L63 206L64 208L62 207L63 208L62 209ZM103 206H104V209H103ZM115 206L117 208L119 207V209H116L117 214L114 213V210L112 209V208L115 209L116 208ZM130 206L131 207L133 206L132 207L133 209ZM140 206L143 208V210H142V208H140ZM47 207L50 208V209H48V212H50V214L47 212ZM57 207H59L60 209ZM71 207H72L73 211H72V209L70 210ZM185 207H187V208H185ZM259 207H261V206H259ZM55 208H56V210H55ZM85 208L86 209L89 208L90 210L86 211ZM96 208L97 209L99 208L98 209L99 212L96 210ZM121 208L123 209L122 211H120ZM173 208L174 209L176 208V209L174 210ZM57 209L59 211L58 212L59 214L56 212ZM74 209H75V211H74ZM92 209H94V210H92ZM101 209H103L104 212H103V210L101 211ZM108 209H109V211L112 210L113 212L111 214L114 213V215H111L110 214L111 211L109 212ZM124 209H126V210H124ZM147 209H149V210H147ZM189 209H190V212H189ZM76 210H77V212H76ZM79 210H80V212H79ZM132 210H135V211H132ZM138 210H139V212H140V210H142L140 214H138ZM164 210H165V212H163ZM61 211H63L64 213ZM68 211H72V212L69 213ZM90 211H92V212H90ZM124 211H126V213H128L127 214L128 216L123 215V214H126V213H124ZM166 211H168V212H166ZM81 212H83V214H81ZM85 212L88 214H86ZM133 212L135 215H133ZM52 213H53V215H52ZM84 213L87 215V216L85 215V218L83 217ZM103 213H106V214H103ZM118 213H119V215H118ZM162 213H165V214L167 213L166 214L167 216H164ZM239 213H240V210H239ZM115 214L118 215V217L121 216V218L119 217L121 219V221L123 219H128L129 217L133 218V219L129 218V225H127V227L128 226L129 227H128V229H126L127 231L126 230H123V231L120 230L121 227L117 223L118 220H120V219H118V217L115 216ZM143 214H141V216H143ZM247 214L251 218L247 219ZM70 215L74 216V218L72 216V218L74 220L71 218ZM58 216H60V217H58ZM62 216H63V218L65 217L64 218L65 220L64 219L59 220L60 218H62ZM67 216L70 217L71 219L68 218ZM99 216L102 217L100 219L101 220L103 219V221H101V220L99 221V219H98ZM105 216H106V218H105ZM109 216H111V217L114 216L115 217L114 219L116 221L111 217L109 218ZM122 216H123V218H122ZM141 216H140L141 220H144V223H145V219H142ZM162 216H164V217L162 218ZM52 217H54L53 218L54 220L52 219ZM87 217H89L88 220H87ZM92 217H93V219L91 220ZM159 217L162 218V221ZM108 218L111 220L110 222H113V220H114L116 225L112 226L115 223H109L108 224V222H109ZM146 218H148V217H146ZM56 219H58V222H56ZM69 219L73 220L71 222H73L74 225H72L71 222L69 224ZM82 219H84V220H82ZM85 219L87 221L91 220L92 222L94 220L95 223H92L91 221H89L87 223L85 221ZM132 220H133V222H132ZM251 220L249 222H251ZM38 221H39V223H38ZM42 221H44V222H42ZM59 221H62V222L64 221V222L62 223ZM96 221H98V222H96ZM45 222H47L49 225L46 224ZM10 223H11V225L9 226ZM33 223L35 226L32 225ZM51 223H52V225L53 224L54 225L52 226ZM89 223H90V225L91 224L92 225L90 226ZM97 223L98 224L100 223L99 225H101V226H98ZM117 224H118V226H117ZM57 225L58 226L60 225V226L58 227ZM86 225H88L89 227ZM39 226H41V227H39ZM55 226H56V228L57 227L58 228L54 229ZM73 226H75V227H73ZM96 226L99 227L98 229H104V230L100 231L96 228ZM258 226H259V223H257L255 221L253 223V227H256L255 232L250 230L249 232L246 233V237L254 236V239H256V240H253L250 242L248 240L242 241L243 246H245L246 249L251 248V247L256 246V245H258L260 247H264V241L261 242V241L257 240V238L260 237L261 231H262V230H260L261 227H260V229L257 228ZM46 227H47V229L49 228V230H47ZM71 227H73L74 230L69 229ZM108 227L110 230H108ZM111 227L113 229V232L111 231ZM177 227L178 228L183 227L185 230L184 231V237L182 238V240H181V238L178 237L179 233H177V230H178ZM32 228H34V230ZM36 228L38 230H40L38 232L39 235L37 234L38 230H36ZM146 228H148V230ZM96 229H97V231H96ZM117 229H119L121 232ZM54 230H56V231L54 232ZM71 230H72V233L69 232ZM105 230L107 231V233ZM141 230L142 231L144 230V232H142ZM149 230H150V232H149ZM32 231H34V233ZM41 231H44V232H41ZM109 231H110V233H109ZM114 231H115V233H114ZM118 231H119V233H117ZM146 231H148L147 233H149V234H147ZM50 232H51V234H50ZM97 232L100 235L97 234ZM100 232L106 233L107 235H105V234L103 235V233L101 234ZM43 233H44V236H43ZM33 234H35V236ZM36 234H37V238H36ZM121 234H123L122 235L123 238H122ZM49 235H50V237H49ZM102 235L104 238H102ZM147 235H148V237L146 238ZM149 235L151 236V238L149 237ZM255 235H256V237H255ZM99 236H101V238ZM112 236H114L113 237L114 239H115V237L117 239L112 240ZM142 238H143V240H142ZM152 239H154V240H152ZM110 240H112V241H110ZM63 243H65V244H63ZM125 245H127L126 248H125ZM239 248H244V247H239ZM129 249H132V248H129ZM29 250H58V251H53V254H46V255H43L41 253L37 254V253H31V252L29 254L28 253L26 254V252H24V251H29ZM59 250H64V251H59ZM73 250H75V251H73ZM12 251H15V252L18 251V253L15 254ZM19 251L22 253H19ZM65 254L70 255L71 258L69 257L68 258L69 260H67V258H64L65 261L63 262L64 259L61 258V256L65 255ZM73 254L78 255V257H74L75 255H73ZM249 254H247V255H249ZM59 255H61V256H59ZM238 256L239 255H236L235 258L236 257L238 258ZM37 257H40V258L38 259ZM142 257H146V258H148V260H143ZM72 258L74 261L71 260ZM41 259H42V262H41ZM137 259H139L140 262H138ZM186 259H188V260L186 261ZM238 259H240V261L238 260L235 264H253V262L252 263L248 262V261L246 262L247 259H245L244 256L239 257ZM214 262H216V261H214Z\"/></svg>","mask_w":264,"mask_h":264},{"label":"bare ground","instance_id":"bare-ground-1","mask_svg":"<svg viewBox=\"0 0 264 264\" xmlns=\"http://www.w3.org/2000/svg\"><path fill=\"white\" fill-rule=\"evenodd\" d=\"M130 1V3L133 5V6H135V5H139V7L137 8V9H143V8H148L147 10H148V12H149V19H150V22L149 23H147L146 25H149V27H150V31H151V34L153 33V30L152 29H154L155 30V35H154V37H149V38H147V39H144V43L142 44V45H136L137 43H138V41L141 39H139V38H136L135 36H133L132 34H130V33H128L129 35V37H128V39H126V40H128L129 41V38H130V42H128V41H125V42H128V43H130V44H127L126 45V43H125V45H120L119 46V53H118V58L116 59V60H110L109 59V57L111 58V55H110V48H109V46H108V42H107V39H106V28H107V26H108V23H106V25H104V18H100V11H102V10H105V8L102 6V10H98L99 9V6H101L102 5V1H100V0H98V3H96L97 1L96 0H91V1H89V0H81V2H80V0H74V5H75V8H74V11L76 10V8H77V6L81 3V5H82V2H83V4H85V6L88 8L87 9V13H86V19H85V22H83V24H82V27H80V28H78V29H76V27H75V23L77 22H79V20L77 21V19H75V22L73 23V22H71V19L68 17V12H66V13H64V15H63V19H62V21L58 24V26H59V29H60V31H61V33L62 34H66V36H68V42L62 47V49H61V52H65V54H64V58H63V66H59L60 67V69H61V71L62 72H69L70 70H74L75 71V68H76V70L77 71H79L80 73H81V70H82V72H83V74H84V69H86V68H89V70H90V68L91 69H93L92 70V72L94 71V66H93V68L91 67V65H95V64H93V62H96L97 64L98 63H100V66L102 65V67H105L104 65H111L112 66V69H114V71L116 72V73H118V72H124L125 70H126V68L128 67V68H130V65H132V64H137V65H140V64H144L143 63V60L145 59L146 60V58L148 59V57L150 56V60H151V57H159V59L162 57V56H152V54H154V51L153 50H155L156 48H162V42L165 44V42H167V43H173L174 42V44H172V46H171V48L174 46L175 48L177 47V46H179L178 48H181L182 46L185 48V46H187L188 47V44H189V49L191 48L192 49V46L193 45H190V42L192 43V44H195V46L197 45V43L198 42H204L205 43V41H207V39H208V37H210V34H208V32L210 33L211 32V30L212 29H216L217 27V25H215L216 23H218L219 24V22H221L223 19V17L224 16H233L232 17V21H234L233 23H232V25L233 26H230L231 28H230V30L227 32V34L225 35V38H224V41H220V40H212V41H209V44L208 45H210L211 47H212V45L210 44V43H215V44H220L221 46H223V47H225V49H227V51L228 52H231L232 53V51H233V46L234 45H236L238 42H239V50H238V54H239V56H238V58L239 57H242L243 55H244V48H246L245 47V43H246V41H248V39L249 38H253V37H255V36H253L252 37V35L254 34H256L257 32V34H259L260 35V31H261V24H264V20H261L263 17H264V0H201V1H199V0H129ZM116 2V0H105V3H104V5H106L107 6V8L109 7V6H111V5H113L114 3ZM211 2H212V5L213 6H215L214 7V9L213 10H209V9H207L208 7H209V5L211 4ZM145 3H147V5L145 4ZM80 6V5H79ZM82 7V6H81ZM84 7V6H83ZM104 8V9H103ZM107 8H106V11L105 12H103L104 13V16H106V21L105 22H107V21H109V14H108V12H107ZM27 9H28V5L25 3L24 5H23V8H22V11H21V13H20V15L18 14V18H23V16H24V14H25V12L27 11ZM101 9V8H100ZM199 13V18H197L196 17V13ZM260 14H261V19H260ZM85 16V15H84ZM103 16V17H104ZM81 19V18H80ZM222 19V20H221ZM230 20V19H229ZM81 21V20H80ZM84 21V20H83ZM243 21H244V23H246L245 25H246V27H244V28H241V31H238L237 32V27H239V25L240 26H242V24H243ZM231 23V22H230ZM9 25L8 26V29L12 32L14 29H15V25L13 24V23H9V22H7L6 23V25ZM79 24V23H78ZM81 25V24H80ZM201 25L202 26H204V30L202 31L200 28H202L201 27ZM229 25H231V24H229ZM244 26V25H243ZM78 27V26H77ZM200 27V28H199ZM216 27V28H215ZM240 28V27H239ZM260 29V30H259ZM235 30H236V32H235ZM52 32V31H51ZM100 32V34H102L104 37H105V39L103 40V42H102V45L101 44H97L98 42V40H100L99 39V37H97V35H98V33ZM251 33H252V35H251ZM48 34L50 35V34H52V33H50V31H49V29H48ZM54 34V33H53ZM99 34V35H100ZM211 37H212V35H211ZM136 38V40H137V42H135L134 41V39ZM155 38V39H154ZM257 38H258V36H257ZM84 40H88L89 42H90V47L92 48V49H94V51L92 52H89L88 54H86V55H84V56H82V54H80V49H81V47H82V45H83V42H84ZM153 40L154 41H157L156 42V45H154L153 44ZM209 40V39H208ZM38 41L36 40L33 44H35V43H37ZM100 42V41H99ZM136 44H135V43ZM255 42V41H254ZM257 42H258V40H257ZM256 42V43H257ZM103 43H105V44H103ZM166 43V45L169 47V45ZM184 43H187V45H184ZM203 43V44H204ZM207 43V42H206ZM249 43V42H248ZM253 43V42H252ZM251 43V44H252ZM85 44L87 45V42H85ZM141 44V43H140ZM162 44V45H161ZM247 44V43H246ZM166 45H164V47L166 46ZM201 45H202V43H201ZM207 45V44H206ZM206 45H204L203 47H205L206 48ZM208 45H207V47H208ZM218 45H216V46H218ZM250 45V44H249ZM253 45V44H252ZM255 45V44H254ZM258 45V44H257ZM262 45L264 46V34H263V40H262ZM161 46V47H160ZM181 46V47H180ZM198 46H200V44L198 45ZM198 46H197V50H198ZM209 46V47H210ZM246 46H248V45H246ZM173 47V48H174ZM203 47H201L200 46V50H201V48L204 50V51H202V52H206L205 51V49L203 48ZM208 47V48H209ZM210 47V50L212 49ZM249 47V46H248ZM108 48V49H107ZM166 48V47H165ZM170 48V47H169ZM172 48V49H173ZM194 49L196 48V47H193ZM208 48H206V50L208 49ZM218 48V47H217ZM259 48H261V47H259ZM146 49V50H145ZM166 49H168V48H166ZM177 49V48H176ZM193 49V50H194ZM222 49V48H221ZM262 49V48H261ZM174 50V49H173ZM178 50V49H177ZM187 50H188V48H187ZM193 50H191V52L193 51ZM246 50H247V48H246ZM263 50V49H262ZM262 50H260V55L262 54ZM165 51V50H164ZM163 51V52H164ZM195 51V50H194ZM200 51V52H201ZM218 51V50H217ZM222 51V50H221ZM248 51V50H247ZM160 52H162V50L161 51H159L158 53H160ZM162 52V53H163ZM172 52V51H171ZM179 52V51H178ZM185 52V51H184ZM195 52H197V51H195ZM195 52H193V53H195ZM199 52V51H198ZM211 52V51H210ZM57 53V51H52L51 52V55L52 56H54L55 54ZM98 54L99 56H98V61H96L95 60V58H94V56H95V54ZM167 53H170V51H168ZM173 53H174V51H173ZM175 53H177V51H175ZM182 53V52H181ZM188 53V52H187ZM189 53H190V50H189ZM213 53V52H212ZM215 53V52H214ZM248 53V52H247ZM253 53V52H252ZM62 54V53H61ZM90 54V55H89ZM180 54V53H179ZM186 54V53H185ZM206 54V53H205ZM221 54H224V52H221ZM149 55V56H148ZM164 55V54H163ZM177 55V54H176ZM200 55V54H199ZM204 55V54H203ZM207 55V54H206ZM212 55V54H211ZM216 55V54H215ZM220 54H218L216 57H218ZM231 55V54H230ZM250 55V54H249ZM148 56V57H147ZM186 57H189V56H187V55H185ZM184 56V57H185ZM192 56V55H191ZM194 56V55H193ZM197 56V55H196ZM208 56V55H207ZM168 57H169V55H168ZM173 58V56H170L169 58ZM175 57V56H174ZM177 57H178V55H177ZM183 57V58H184ZM185 57V58H186ZM195 57V56H194ZM203 57V56H202ZM210 57V56H209ZM209 57H207V58H209ZM212 57V56H211ZM245 57H246V55H245ZM247 57H249L250 58V56H247ZM152 58V59H153ZM169 58L167 59L168 60V62H167V65H166V68H165V63L163 64V61L161 62V64L162 65H160V64H158V65H160V67L159 68H161L162 69V67L164 66V68L165 69H167L168 70V68L169 67H167L169 64V61L172 59H170L169 60ZM182 58V57H181ZM200 58V57H199ZM204 58V57H203ZM228 58V57H227ZM244 58V57H243ZM83 59V60H82ZM97 59V58H96ZM148 59V60H149ZM174 59V58H173ZM187 59V58H186ZM193 58L191 57V60H192ZM214 59V58H213ZM224 59H226V58H224ZM231 59H232V57H231ZM230 59V60H231ZM245 59V58H244ZM155 60H156V62H155ZM155 60L153 59L152 61H154L155 62V65L157 64V62L159 61L158 59H156L155 58ZM175 60H176V63H178L177 62V59L175 58ZM179 60V59H178ZM180 60H182V59H180ZM199 60V59H198ZM204 60V59H203ZM216 61H217V58L215 59ZM219 60V59H218ZM221 60H223V59H221ZM233 60V59H232ZM237 60V59H236ZM242 60V59H241ZM250 60V59H249ZM82 61V62H81ZM174 61V60H173ZM173 61H172V63H173ZM184 61V60H183ZM182 61V62H183ZM186 61V60H185ZM184 61V62H185ZM187 61H188V59H187ZM186 61V62H187ZM195 61H196V58H195ZM195 61H193L192 62V64L195 62ZM202 61V60H201ZM205 61V60H204ZM213 61V60H212ZM215 61V62H216ZM81 62V64H79ZM142 62V63H141ZM147 62H150V61H147ZM153 62V63H154ZM185 62V63H186ZM206 62V61H205ZM208 63H210L209 61H207ZM214 62V63H215ZM226 62V61H225ZM232 62V61H231ZM233 62H235V63H233V65H232V63H231V65H232V68H231V70H230V72H231V76H230V78H231V82L229 83V85H243V83L241 82V80L243 79L244 80V82H245V86L242 88V91H241V89H240V91L239 92H237L236 93V95L237 94H239V93H241V94H243V95H245V100H243V103H242V106H240V108L241 107H244L243 106V104H245L246 106H247V103L250 105V106H253L254 104H255V98H257L258 96H259V92H258V95L256 96V94H255V96H254V91H252L250 88L251 87H249V85L251 84V82L253 81V79L250 77V80L248 79H246L247 78V75L249 76V73L247 74L246 73V70H247V68H246V66H241L240 64H241V62L239 63V60H237V61H233ZM243 62V61H242ZM245 62H246V60H245ZM244 62V63H245ZM60 63V62H59ZM158 63H160V62H158ZM176 63H173V64H170L171 66H173L174 64H176ZM213 63V62H212ZM213 63V64H214ZM227 63V62H226ZM96 64V65H97ZM148 64H150V63H148ZM147 64V65H148ZM189 64V63H188ZM192 64H190V65H192ZM195 64V63H194ZM218 64V63H217ZM223 64V63H222ZM230 65V61H229V63H227V65ZM243 64V63H242ZM46 66H47V77H48V79L49 80H52L53 79V69H52V66H53V64L52 63H50V64H45ZM109 65V66H110ZM128 65V66H127ZM136 65V66H137ZM154 65V64H153ZM152 65V66H153ZM179 64H177V66H178ZM182 65V64H181ZM223 65H225V63L223 64ZM78 66H79V68H78ZM99 66V67H100ZM135 66V67H136ZM141 66V68H142V66L143 65H140ZM140 66L139 67H136L137 69L138 68H140ZM162 66V67H161ZM175 67H176V65H174ZM180 66V65H179ZM178 66V67H179ZM188 66V65H187ZM194 66V65H193ZM213 66V65H212ZM216 66V65H215ZM219 67H220V65H218ZM86 67V68H85ZM102 67H100L101 69H102ZM144 67V66H143ZM149 67V66H148ZM147 67V69L149 70V68ZM154 67H156V66H154ZM178 67H176V68H178ZM181 67H183V65L181 66ZM184 67H186V66H184ZM191 67V66H190ZM202 67V66H201ZM204 67V66H203ZM202 67V68H203ZM218 67V68H219ZM96 68V67H95ZM131 68H133L134 69V67H132L131 66ZM136 68L134 69V71L136 70ZM151 68V67H150ZM157 68H158V66H157ZM176 68H175V70H176ZM187 68H189V67H187ZM195 68V67H194ZM204 68H207V66L206 67H204ZM226 68V67H225ZM248 68H250V66L248 67ZM258 68H259V66H257V68H256V71L258 70ZM97 69H99L98 68V65H97ZM133 69H132V73L134 72L133 71ZM146 69V68H145ZM152 69L153 70H155L153 67H152ZM160 69V70H161ZM171 69V68H170ZM169 69V70H170ZM172 69H173V67H172ZM184 69V68H183ZM190 69V68H189ZM197 69H199V68H197ZM210 69H213V68H210ZM84 70V71H83ZM87 70V69H86ZM141 70V69H140ZM148 70H146V72L145 73H147V71ZM151 70V69H150ZM156 70H159V69H156ZM155 70V71H156ZM166 70V71H167ZM168 70V71H169ZM195 70V69H194ZM222 70V69H221ZM77 71H76V73H77ZM99 71H100V69H99ZM99 71L97 72V71H95L96 72V74L95 73H93V75L95 76H97L98 74L97 73H99ZM114 71H112V72H114ZM145 71V70H144ZM152 71V70H151ZM162 71V70H161ZM172 71V70H171ZM170 71V72H171ZM183 71V70H182ZM182 71H181V73H182ZM196 71V70H195ZM204 71V70H203ZM208 71V70H207ZM213 71V70H212ZM214 71H216V68H215V70ZM218 71V70H217ZM260 71V70H259ZM71 72V71H70ZM70 72L69 73H67V74H70ZM87 72V71H86ZM85 72V73H86ZM89 72V71H88ZM87 72V73H88ZM92 72H91V74H92ZM139 70H138V72L136 71V73H138V75H139ZM157 72V71H156ZM164 72V71H163ZM162 72V73H163ZM175 73H176V71H174ZM189 72H190V70H189ZM222 72V71H221ZM65 73V74H66ZM79 73V74H80ZM86 73V74H87ZM116 73H113L114 75H117ZM124 73H128V72H124ZM131 73V72H130ZM149 73V72H148ZM148 73H147V75H148ZM160 73V72H159ZM165 73H168V72H165ZM165 73H163V74H165ZM173 72H171V74H172ZM175 73H173V74H175ZM195 73V72H194ZM207 73V72H206ZM214 73V72H213ZM64 74V73H63ZM64 74V76H66ZM78 73H77V75H79ZM89 74V73H88ZM129 74V73H128ZM134 75H135V73H133ZM150 74V73H149ZM183 74H184V72H183ZM187 74V73H186ZM197 74V73H196ZM212 74V73H211ZM216 74V73H215ZM71 75H72V73H71ZM80 75H82V74H80ZM79 75V77H82V76H80ZM93 75H89V76H92L93 77ZM121 75V74H120ZM119 75V76H120ZM125 75V74H124ZM133 75V76H134ZM140 75H142V74H140ZM140 75L139 76H137V79L134 77V81L133 82H135V80H138V78L140 77ZM153 75H154V72H153ZM158 75V74H157ZM156 75V73H155V75L154 76H157ZM160 75V74H159ZM170 75V74H169ZM169 75H167V76H169ZM187 75H189V74H187ZM195 75V74H194ZM209 75V72L207 73V75L206 76H208ZM218 75H220V73L218 74L217 73V76ZM68 76V75H67ZM70 76V75H69ZM87 76V75H86ZM88 76V77H89ZM119 76H116V77H119ZM133 76L131 75V77L133 78ZM151 76H152V73H151ZM163 77H164V75H162ZM160 77V78H163V77ZM170 76H172V75H170ZM178 76V75H177ZM176 76V77H177ZM184 76V75H183ZM191 76V75H190ZM203 77L202 78H204V75H202ZM212 76V75H211ZM215 76V75H214ZM213 76V77H214ZM71 77V76H70ZM98 77V76H97ZM116 77H114V78H112V80L113 79H115ZM121 77H123V75H121L120 76V78H116V80L117 79H119V80H113V81H116L115 83H117L118 82V84H121V83H119L121 80H123ZM125 77H126V75H125ZM130 77V76H129ZM129 77H127V78H125V80L126 79H128ZM130 77V78H131ZM180 77V76H179ZM179 77L177 78L178 80H179ZM182 77V76H181ZM185 77V76H184ZM183 77V78H184ZM192 78H193V76H191ZM198 77V76H197ZM216 77V76H215ZM214 77V78H215ZM85 78V77H84ZM144 77L142 76V78H139L140 79V82H141V80L143 79ZM147 78V77H146ZM149 78H151L152 80H154L153 79V76L152 77H148V79ZM155 78V77H154ZM168 78V77H167ZM167 78L165 79V77L163 78L164 80H167ZM170 78V77H169ZM168 78V80H170ZM175 78V77H174ZM182 78V79H183ZM89 79V78H88ZM92 78L90 77V80H91ZM145 79V78H144ZM151 79H150V81H151ZM163 79H162V81H163ZM209 79V78H208ZM218 79H219V77H218ZM218 79H213L212 78V80H215V81H217ZM261 79V78H260ZM94 81L96 80L95 78L93 79ZM129 81H131L130 79H128ZM147 80V79H146ZM146 80H144V83H145V81ZM159 80V79H158ZM158 80H156V81H158ZM167 80V83L169 82V84L170 83H172V82H170V81H168ZM173 80V79H172ZM171 80V81H172ZM181 80V79H180ZM188 80H190V79H188ZM187 80V81H188ZM193 80V79H192ZM195 80H197V79H195ZM195 80H194V82H195ZM199 80V79H198ZM197 80V81H198ZM201 80H203V79H201ZM206 80V79H205ZM211 80V79H210ZM89 81V80H88ZM92 81V80H91ZM112 81V82H113ZM129 81H127V82H125V83H128ZM143 81V80H142ZM155 81V82H156ZM162 81H161V83H162ZM174 81H175V79H174ZM174 81H173V83H174ZM182 81V80H181ZM184 81H185V79H184ZM191 81V80H190ZM204 81V80H203ZM50 82V81H49ZM61 82V81H60ZM124 81H122V83H123ZM136 82H139V81H136ZM147 83L149 82L148 80L146 81ZM152 82H154V81H152ZM166 82V81H165ZM213 82V81H212ZM87 83V82H86ZM90 83H93V82H90ZM90 83H89V85H88V88L90 87ZM143 82H141V83H138V84H142ZM184 83V82H183ZM206 83V82H205ZM215 83V82H214ZM262 83H263V79H262ZM61 84H63V83H60L59 85H61ZM113 84V83H112ZM111 84V85H112ZM117 84V88L118 89H116V88H114V90H113V88L112 87H114L113 85H112V89L110 90L111 92H115V89H116V91H118L119 90V87H121V85L119 86ZM138 84H135V86H140V85H138ZM156 84H157V82H156ZM160 84V83H159ZM185 84H187V82H185ZM185 84H183V85H185ZM194 84V83H193ZM197 83H195L194 85H196ZM210 84H211V82H210ZM43 85V84H42ZM41 85V86H42ZM47 85H48V83H47ZM52 85V84H51ZM58 85V86H59ZM86 85V84H85ZM84 85V86H85ZM116 85V84H115ZM127 85V84H126ZM146 85V84H145ZM150 85V84H149ZM152 85L155 87V85H154V83H152ZM152 85H151V87H152ZM162 85V84H161ZM165 85V84H164ZM171 85H173V84H171ZM177 85H179V84H177ZM202 85H203V83H202ZM201 85V86H202ZM214 85V84H213ZM233 85V86H234ZM257 85V84H256ZM263 86H262V90H260V92H261V96L263 97L264 96V84H262ZM62 86V85H61ZM92 86V85H91ZM142 86V85H141ZM240 86V87H241ZM259 86H261V85H259ZM43 87V86H42ZM45 87V86H44ZM43 87V89L41 88V91L42 90H44L45 88ZM55 86H53V88H54ZM60 87V86H59ZM86 87H87V85H86ZM124 87H125V84H124ZM127 87V86H126ZM156 87H157V85H156ZM160 87V86H159ZM159 87H157L159 90H160V88ZM165 87H166V85H165ZM165 87H162L161 86V88H162V90H163V88H165ZM186 87V86H185ZM199 87V86H198ZM207 87V86H206ZM209 87V86H208ZM213 87V86H212ZM46 88H47V86H46ZM52 88V90H54L55 91V89H53ZM57 88V87H56ZM62 88V87H61ZM91 88V87H90ZM123 88V87H122ZM122 88L120 89V91H122ZM140 88H142V87H140ZM139 87L137 88V90H136V92L137 91H140L141 89H140ZM153 88V87H152ZM151 88V89H152ZM168 88H170V87H168ZM172 88H173V86H172ZM171 88V89H172ZM177 88H179V87H177ZM176 88V89H177ZM182 88V87H181ZM180 88V89H181ZM192 88V87H191ZM200 88H202V87H200ZM51 89V88H50ZM50 89H48V90H50ZM58 89V88H57ZM60 89V88H59ZM58 89V90H59ZM110 89V88H109ZM138 89H140V90H138ZM143 89H144V91H145V87H143ZM147 89H149V87L147 88ZM156 89V88H155ZM154 88H153V90H155ZM157 89V91H159ZM190 89V88H189ZM194 89V88H193ZM193 89H191V90H193ZM199 89V88H198ZM204 89V88H203ZM208 89V88H207ZM46 90V89H45ZM47 90V91H48ZM51 90V91H52ZM89 90V89H88ZM113 90V91H112ZM161 90V91H162ZM165 90H167L166 88L163 90V91H165ZM169 90V89H168ZM182 90H185V88L184 89H182ZM187 90H188V88H187ZM194 90H196V88L194 89ZM59 91H61V90H59ZM109 91V90H108ZM109 91V92H110ZM119 91V92H120ZM124 91H125V89H124ZM124 91H122L123 93H124ZM142 91V90H141ZM140 91V92H141ZM149 91V90H148ZM160 91V93H163V92H161ZM177 91V90H176ZM204 91V90H203ZM202 91V92H203ZM40 92V91H39ZM45 92V91H44ZM74 92V91H73ZM72 92V93H73ZM106 92H107V90H106ZM122 92H120V94L122 93ZM139 92V93H140ZM143 92V91H142ZM142 92H141V94H142ZM153 92V91H152ZM151 92V93H152ZM170 92H171V90H170ZM173 92H174V90H173ZM172 92V93H173ZM186 92V91H185ZM184 92V93H185ZM201 92V93H202ZM117 93V92H116ZM116 93H114V94H116ZM125 93H127V91L125 92ZM124 93V94H125ZM143 93H145V92H143ZM151 93H149V94H151ZM159 93V92H158ZM164 93H167V91L166 92H164ZM180 92L178 91V94H179ZM194 93H195V91H194ZM199 93V92H198ZM198 93H197V95H198ZM204 93H206V92H204ZM41 94H43L42 92H41ZM50 94V93H49ZM58 94V93H57ZM106 95H105V97H104V99L106 98L107 99V93H105ZM112 96H116V95H113L112 93H110ZM118 94V93H117ZM138 94V93H137ZM155 94V93H154ZM169 94V93H168ZM181 94H183V93H181ZM181 94H179V95H181ZM190 94H192V93H190ZM52 95H53V93H52ZM145 95V94H144ZM143 94H142V96H144ZM156 95V94H155ZM154 95V96H155ZM159 95H162V94H159ZM159 95H158V97H159ZM164 95V94H163ZM163 95H162V97H160V98H162L163 99ZM178 95V96H179ZM186 95H187V93H186ZM185 95V97H186V99H191V98H188V96H189V94H188V96H186ZM47 97L49 96V95H46ZM45 96V97H46ZM56 96H58V95H55V99H57L56 98ZM119 96V95H118ZM120 96H123V94H121ZM119 96V97H120ZM128 96H129V94H128ZM136 96V95H135ZM137 96H140V94L139 95H137ZM141 96V97H142ZM148 96H150V97H152L151 95H148ZM147 96V97H148ZM153 96V97H154ZM168 96V95H167ZM166 96V97H167ZM175 96H177V95H175ZM177 96V97H178ZM195 96V95H194ZM198 96H200V95H198ZM204 96V95H203ZM228 95H226L225 97H227ZM43 97H44V95H43ZM127 98V99H129L128 97H127V95L125 96L124 95V98ZM131 97V96H130ZM150 97H149V99L148 100H150V101H155V100H153V99H156V96H155V98H152V99H150ZM174 96H172L171 95V98H173ZM184 97V96H183ZM184 97V98H185ZM191 97V96H190ZM201 97V96H200ZM239 97V96H238ZM41 98V97H40ZM39 98V99H40ZM51 98V100L54 98V95H53V98L52 97H49V99ZM115 98V97H114ZM123 98V97H122ZM123 98V99H124ZM125 98V99H126ZM135 98V97H134ZM160 98H157V99H160ZM170 98V97H169ZM168 98V99H169ZM176 98V97H175ZM195 98V97H194ZM197 99H199V97H196ZM260 98V97H259ZM43 99H46V98H43ZM42 99V100H43ZM113 99V98H112ZM117 99H120V98H116V100ZM131 99V98H130ZM130 99L128 100V102H130ZM137 99H138V97L136 98V100H135V102H138L137 101ZM142 99H145V98H143L142 97ZM179 99L181 100L182 99V97L180 98L179 97ZM179 99H176L177 100V103L176 104H178V101H179ZM186 99H185V102H186ZM202 99H204V98H202ZM239 99L240 98H238V101H239ZM51 100H49V101H51ZM108 100V99H107ZM110 100V99H109ZM114 100V99H113ZM115 100V101H116ZM164 100V99H163ZM170 100H172V99H169L168 101H170ZM183 100V99H182ZM181 100V101H182ZM192 100V99H191ZM190 100V101H191ZM194 100H196V99H194ZM260 100V103H261V110L260 111H262V112H260V113H262L261 115H260V117L258 118V115L259 114H256V112L258 113V111H256L255 112V115H257V119L258 120H255V118H254V116L252 117V119L254 118V120L257 122V123H255L254 125H256V127L258 128V127H260L259 129L263 132H258V130L256 131V129H255V131L254 130H249V128H248V130L249 131H251V133H249L248 134V138L251 136L252 137V139H251V137H250V140H252L251 142L253 143V138L255 137L254 136V134H255V132H257V137L259 136V134L260 133H262L261 134V138H262V140L263 141H261L262 142V144H261V148H262V150H260L259 152L262 154L263 153V155H264V99L263 100H261V99H259ZM106 101V100H105ZM112 100H110V102H111ZM119 101V100H118ZM124 101V100H123ZM122 101V102H123ZM144 101V100H143ZM149 101V102H150ZM160 101H161V99H160ZM159 101V102H160ZM167 101V102H168ZM188 101V100H187ZM43 103H44V101H42ZM46 102H48V101H45V103ZM108 102V101H107ZM106 102V103H107ZM120 103H122L121 101H119ZM127 101H126V103H128ZM135 102L133 103V104H135ZM156 102V101H155ZM155 102H151V103H155ZM157 102H158V100H157ZM176 102V101H175ZM194 102V101H193ZM41 103V102H40ZM42 103V104H43ZM49 103V102H48ZM105 104L103 101L101 102V104ZM112 103H113V101H112ZM115 103V102H114ZM113 103V104H114ZM120 103H118V104H120ZM141 103V102H140ZM148 103V102H147ZM163 103V102H162ZM162 103H160V104H162ZM170 103V102H169ZM169 103H168V105H169ZM184 103V102H183ZM188 103V102H187ZM254 103V104H253ZM47 104V103H46ZM108 104V103H107ZM112 104V105H113ZM150 104V103H149ZM148 104V105H149ZM158 104V103H157ZM159 104V106L158 107H162L163 108V106H164V104H163V106L162 105H160ZM167 104V103H166ZM193 104V103H192ZM195 104H196V102H195ZM194 104V105H195ZM259 104V102L257 103V105ZM38 105H39V102H38ZM48 105V104H47ZM110 105H111V103H110ZM116 105V104H115ZM124 105V104H123ZM122 105V106H123ZM126 105V104H125ZM129 105H130V103H129ZM140 104H138V106H139ZM171 105H173L172 104V102H171ZM171 105H169V107H170V110H171V108H172V106ZM185 104H183V105H181V106H184ZM196 105H198V104H196ZM36 107H37V105H35ZM46 106V105H45ZM49 106V105H48ZM51 106V105H50ZM49 106V107H50ZM104 106V105H103ZM102 106V107H103ZM117 106H119V105H117ZM120 106H121V104H120ZM135 106H137V105H135ZM141 106V105H140ZM139 106V107H140ZM153 106V105H152ZM152 106H149V107H152ZM157 106H153L152 108H157L158 109V107ZM174 106V105H173ZM192 106V105H191ZM42 107H43V105H42ZM101 107V105L99 106V108ZM110 107H113V106H110ZM115 107V106H114ZM146 107H147V105H146ZM169 107L167 108V107H164L165 109L167 108V109H169ZM177 107H180V106H177ZM185 107H186V105H185ZM198 107V106H197ZM197 107H195V108H197ZM263 107V108H262ZM58 108V107H57ZM104 108V107H103ZM102 108V109H103ZM105 108H106V106H105ZM104 108V109H105ZM107 108H109V106L107 107ZM107 108H106V113H107ZM118 109H116V110H119V109H122V111H124V109L126 108H120V107H117ZM143 108V107H142ZM194 108V109H195ZM249 108V107H248ZM250 108H252V107H250ZM253 108H254V106H253ZM259 107H257V110H259L258 109ZM45 109V108H44ZM47 109H49V108H47ZM127 109V111H128V107L126 108ZM138 109V108H137ZM151 109V108H150ZM161 109V108H160ZM176 109V108H175ZM178 109V108H177ZM176 109V110H177ZM182 109H183V107H182ZM185 109V108H184ZM183 109V110H184ZM187 109V108H186ZM193 109V108H192ZM198 110H199V107L197 108ZM246 109H247V107H246ZM25 110H27V109H25ZM56 110V109H55ZM55 110H53V111H51V112H54ZM59 110V109H58ZM101 110V109H100ZM100 110H99V112H100ZM109 110H110V108H109ZM115 110V109H114ZM144 110V109H143ZM155 110V109H154ZM164 110V109H163ZM188 110H190V109H188ZM187 110V111H188ZM251 110V109H250ZM249 110V111H250ZM256 110V109H255ZM254 110V111H255ZM45 111V112H44ZM121 110H120V112L119 113H121L122 112ZM126 111V110H125ZM129 111H130V108H129ZM145 111V110H144ZM148 111V110H147ZM165 111V110H164ZM173 111V110H172ZM180 111H181V109H180ZM180 111H178L179 112V114H185L186 113V111H182L183 113H180ZM254 111H253V113H254ZM25 112V111H24ZM27 112H29V110H27ZM26 112V113H27ZM41 112H44V113H39V117H40V115H42V114H47L46 113V110H42ZM110 112H112V111H110ZM115 111H113V113H114ZM139 112V111H138ZM142 112V110L140 109V113ZM157 112V111H156ZM160 112V111H159ZM162 112V114H168V112L166 111L165 113H163V111H161ZM160 112V113H161ZM190 112H192V111H190ZM197 112V111H196ZM252 112V111H251ZM48 113H50V112H48ZM102 113H104V111L102 112ZM117 113V112H116ZM148 113V112H147ZM154 114H155V112H153ZM152 113V114H153ZM174 113V112H173ZM193 113V112H192ZM200 113H202V112H200ZM29 114H30V112H29ZM53 114V113H52ZM54 114H56V113H54ZM105 114V113H104ZM103 114V115H104ZM124 114L126 115V114H129V113H123L122 114V117H123V119L124 120H126V118H124ZM139 114V113H138ZM149 114H151V112L149 113ZM161 114V115H162ZM165 114V115H166ZM170 114V113H169ZM168 114V115H169ZM195 114V113H194ZM193 114V115H194ZM203 114V113H202ZM250 115L252 114V113H249ZM50 115V116H49ZM48 116L49 117H52V116H55V115H52L51 116V114H49ZM58 115V114H57ZM56 115V116H57ZM98 116L99 115H101V112H100V114H97ZM96 115V116H97ZM108 115V114H107ZM114 115V114H113ZM115 115H117V114H115ZM142 115V114H141ZM157 116H158V112H157V114H156ZM175 115V114H174ZM178 115V114H177ZM186 116H187V114H185ZM197 115V114H196ZM195 115V116H196ZM201 115V114H200ZM246 115V114H245ZM254 115V114H253ZM26 116H28L29 117V115H26ZM43 116V115H42ZM47 116V117H48ZM126 116H129V115H126ZM139 116V115H138ZM144 117H145V115H143ZM147 116H148V114H147ZM163 116V115H162ZM173 116V115H172ZM181 116V115H180ZM184 116V115H183ZM182 116V117H183ZM185 116V117H186ZM101 117V116H100ZM104 117H106L105 115H104ZM107 117H109V116H107ZM106 117V118H107ZM119 117V116H118ZM120 117H121V115H120ZM119 117V118H120ZM140 117V116H139ZM150 117V116H149ZM153 117V116H152ZM152 117H150V119L152 118ZM156 117V116H155ZM159 117H161V116H159ZM159 117H158V119L157 120H159ZM167 117V116H166ZM176 117V116H175ZM178 117V116H177ZM184 117V118H185ZM199 117V116H198ZM21 118H22V116H21ZM27 118V117H26ZM26 118H25V120H26ZM37 118V117H36ZM53 118V117H52ZM51 118V119H52ZM98 118V117H97ZM97 118H96V120H97ZM113 118V117H112ZM117 118V117H116ZM115 118V119H116ZM157 118V117H156ZM164 118V117H163ZM187 118V117H186ZM195 118V117H194ZM200 118V117H199ZM34 119V118H33ZM40 119V118H39ZM99 119V118H98ZM102 119H103V117H102ZM105 119V118H104ZM122 119V118H121ZM120 119V120H121ZM122 119V120H123ZM129 119V118H128ZM139 119H141V117L139 118ZM142 119H144V118H142ZM161 119H162V117H161ZM170 119H172V117L170 116ZM189 119V118H188ZM197 119V118H196ZM195 119V120H196ZM250 119V118H249ZM25 120L23 119V123H26L25 122ZM27 120H29V119H27ZM35 120H37V121H39L38 120V118L37 119H35ZM41 120H43L42 118H41ZM40 120V121H41ZM107 120V119H106ZM109 120V119H108ZM108 120L107 121H105V122H107V124L106 125H108ZM112 120V119H111ZM146 120H148V117H147V119ZM162 120H165V119H162ZM167 120V119H166ZM165 120V121H166ZM168 120H169V118H168ZM175 120H177L176 118H175ZM201 120V119H200ZM251 120V119H250ZM253 120V123L255 122ZM31 121V120H30ZM30 121H28L27 123H28V125L30 124L29 122ZM39 121V122H40ZM104 120H102V122H103ZM113 121L115 122V120H114V118H113ZM149 121H151V120H149ZM160 121V120H159ZM158 121V122H159ZM164 121V122H165ZM170 121V120H169ZM173 121H174V119H173ZM172 120L169 122L170 124L173 122ZM185 121H187V120H185ZM190 120H188V122H189ZM259 121V122H258ZM20 122V121H19ZM19 122H18V125H19ZM34 122H36V121H34ZM42 122V121H41ZM97 122V121H96ZM117 122V121H116ZM119 122V121H118ZM128 121L126 120V123H127ZM154 122H156V121H154ZM162 122V121H161ZM158 123L157 124V122L155 123V124H157V125H161L162 123ZM179 122V121H178ZM183 122V121H182ZM197 122V121H196ZM249 122H252V120L251 121H248V123ZM21 123V122H20ZM43 123V122H42ZM98 123H100V121H98ZM98 123H96V124H98ZM104 123V122H103ZM109 123L111 124V122L109 121ZM113 123V122H112ZM123 123V122H122ZM150 123V122H149ZM152 123H153V120H152ZM152 123L150 124V125H152ZM166 123L168 124V122L166 121ZM166 123H164V124H166ZM184 123V122H183ZM193 123V125H194V123L195 122H192ZM192 123H191V125H192ZM253 123H251V124H253ZM32 124V123H31ZM109 124V125H110ZM114 124V123H113ZM117 124H119V123H117ZM116 124V125H117ZM124 124V128H126V125L128 124H126L125 125V123H123ZM140 124H142L143 125V123H140ZM166 124V125H167ZM173 124V123H172ZM171 124V125H172ZM174 124H176V123H174ZM14 125V124H13ZM16 125H17V123H16ZM25 126V124H24V127H23V129L26 127H28L29 129L27 130V133H28V131L30 130V129H33V128H31V126H34V125H30V127L29 126ZM37 125V124H36ZM40 125V124H39ZM101 125H102V123H101ZM148 125V124H147ZM147 125H145V126H147ZM160 125H159V127H160ZM186 125H188L187 123H186ZM254 125H253V127H254ZM19 126H22V123H21V125H19ZM40 126H42V125H40ZM40 126H37V128L38 127H40ZM95 126V125H94ZM93 126V128L92 129H96V127L97 126H95L94 127ZM99 126V125H98ZM103 126H105V124L104 125H102V127ZM114 127H115V124L113 125ZM119 125H117V127H118ZM120 126H123V125H120ZM129 126H130V124H129ZM162 126V125H161ZM168 126H170V125H168ZM178 125H176V127H177ZM189 126V125H188ZM249 126V125H248ZM247 126V127H248ZM12 126L10 125V131L14 128H11ZM17 127V126H16ZM15 127V128H16ZM43 127V131L45 130L44 128H46V127H44V126H42ZM110 127V126H109ZM114 127H113V129H114ZM117 127H115V129L118 131V129L120 128H118L117 129ZM144 127V126H143ZM148 127V126H147ZM152 127H153V125H152ZM151 127V128H152ZM155 127H156V125H155ZM158 127V128H159ZM166 127V126H165ZM170 127H174V125L173 126H170ZM169 127V128H170ZM176 127H174V128H176ZM191 127V126H190ZM196 127H197V125H196ZM252 127V128H253ZM18 128V127H17ZM26 128H25V131H26ZM41 128V127H40ZM40 128H39V130H40ZM104 128V127H103ZM102 128V129H103ZM123 127H122V129H124ZM127 128H129L128 126H127ZM142 128V127H141ZM150 128V127H149ZM151 128H150V130H151ZM164 128V127H163ZM178 128V127H177ZM181 128H184L183 126L181 127ZM188 128V127H187ZM22 129V128H21ZM20 129V133L22 134V130ZM35 129V128H34ZM99 129V128H98ZM101 128H100V132L101 131H104V129L102 130ZM115 129H114V131H115ZM138 129H140V127H138ZM145 129H146V127H145ZM155 129V128H154ZM154 129H153V132H156V131H154ZM160 129H162V128H160ZM192 129H194L193 127H192ZM196 129V128H195ZM16 130L17 129H15V132H16ZM35 130H37V129H35ZM97 130V129H96ZM96 130H94V131H92V134L91 135H94V133L93 132H95ZM105 130H110V128H107V129H105ZM128 130H130V129H128ZM127 130V131H128ZM141 130V129H140ZM144 130V129H143ZM142 130V131H143ZM149 130V129H148ZM156 130V129H155ZM158 130V129H157ZM164 130V129H163ZM165 130L167 131L168 130V127H166L165 128ZM177 130V129H176ZM18 132H19V130H17ZM31 131V130H30ZM112 131V130H111ZM125 131V130H124ZM147 131V130H146ZM145 131V132H146ZM160 131V130H159ZM17 132V133H18ZM41 132V131H40ZM97 132V131H96ZM95 132V133H96ZM105 132V131H104ZM118 132H121L120 133V135L123 133V131H120V129H119V131ZM140 132V131H139ZM139 132H137L138 134H136V135H138L139 136ZM144 131L142 132V133H145ZM147 132H149V131H147ZM151 132V131H150ZM149 132V134H151ZM158 132V131H157ZM161 132V131H160ZM177 132H179V131H177ZM176 132V133H177ZM11 133V132H10ZM16 133V134H17ZM23 133H24V130H23ZM26 133V132H25ZM24 133V134H25ZM30 133V132H29ZM28 133V134H29ZM34 136L36 135L35 133H36V131H35V133L32 131L31 132ZM102 133V132H101ZM100 133V134H101ZM107 133V132H106ZM109 133V132H108ZM107 133V134H108ZM111 133H113V131L112 132H110L109 134H111ZM117 133V132H116ZM125 133V132H124ZM128 133V132H127ZM130 133V132H129ZM133 133V132H132ZM13 134V133H12ZM28 134H26V137H28L29 135ZM31 134V135H32ZM102 134H105V133H102ZM109 134H108V137H109ZM154 134V133H153ZM152 134V135H153ZM159 135H161L162 134V138L164 137L163 136V131H162V133L160 134V133H158ZM157 134V135H158ZM166 134H168V133H166ZM14 135V134H13ZM28 135V136H27ZM95 135H97V133L95 134ZM114 135H117V134H113L112 136H114ZM127 135V134H126ZM134 135V134H133ZM141 135V134H140ZM147 135V134H146ZM156 134H154V136H155ZM18 136V135H17ZM19 136H20V134H19ZM19 136H18V139H19ZM23 135H21L20 137H22ZM25 136V135H24ZM33 136V137H34ZM112 136H111V139L110 140H113L112 139ZM118 137H119V135H117ZM122 137L124 136V134L123 135H121ZM130 135H127V137H129ZM132 136V135H131ZM130 136V137H131ZM147 136H149V135H147ZM168 136V135H167ZM15 137V136H14ZM13 137V138H14ZM31 137V136H30ZM102 137V136H101ZM106 137H107V135H106ZM106 137H104V138H106ZM107 137V138H108ZM126 137V136H125ZM143 137V136H142ZM160 137V136H159ZM10 138H12V136H11V134H10ZM93 138H95L96 139V137H94L93 136ZM98 138H100V136H99V133H98ZM96 139V140H99V139ZM103 138V137H102ZM113 138H115V140H116V137H113ZM132 138V137H131ZM133 138H135V136L133 137ZM147 138V137H146ZM145 138V139H146ZM153 138V137H152ZM158 138V137H157ZM165 138V137H164ZM163 138V140L165 141V139ZM194 138V137H193ZM259 139H260V136L258 137ZM258 138H255V139H258ZM24 139V138H23ZM28 139H30V140H28ZM28 141L30 142V141H32L33 140V138H32V140H31V138H29L28 137ZM35 139V138H34ZM109 139V138H108ZM123 139V138H122ZM122 139H120V140H122ZM129 139V138H128ZM148 139V138H147ZM146 139V140H147ZM151 139V138H150ZM149 139V140H150ZM155 140H153L152 139V142H157V140H156V136H155V138H154ZM159 139V138H158ZM200 139V138H199ZM258 139V140H259ZM11 140V139H10ZM14 140V139H13ZM20 140H22V138L20 139ZM43 140H45V138L43 139ZM102 140V139H101ZM100 140V141H101ZM109 140V141H110ZM125 140V139H124ZM123 140V141H124ZM134 140V139H133ZM139 140V139H138ZM136 141L135 140V142H139V141ZM143 140H144V137H143ZM149 140H148V143H150L151 142V140H150V142H149ZM160 140H162V139H160ZM162 140V142L164 143V141ZM167 140V139H166ZM196 140H198V139H196ZM248 140V139H247ZM250 140H249V145H245V148H246V151H245V154H244V156H243V154H238V151H237V159H238V163L239 164H241V161H243V157H244V159L247 157L246 155V152H247V148L248 147H250V149H251V151L253 150L252 149V144H250ZM257 140V141H258ZM261 140V139H260ZM260 140H259V142H260ZM15 141H19V140H17V138H16V140ZM23 141V140H22ZM22 141H20L21 143H22ZM50 141V140H49ZM118 141V139L116 140V142ZM127 141V140H126ZM129 141L131 142L132 140H130L129 139ZM168 141V140H167ZM256 141V142H257ZM23 142H26L25 141V139H24V141ZM28 142V143H29ZM91 142V140H89V143ZM98 143H99V141H97ZM105 142V141H104ZM113 142V141H112ZM115 142V143H116ZM135 142H133V143H135ZM147 142V141H146ZM146 142H145V144L144 145H146ZM152 142L150 143V146H151V144H152ZM171 142V141H170ZM255 142V141H254ZM260 142V143H261ZM12 143V142H11ZM15 143V142H14ZM31 143V142H30ZM50 143V142H49ZM111 143V142H110ZM118 143H120V141H118ZM133 143H131V145L130 146H132L133 145ZM139 143H141V142H139ZM139 143L138 144H136V145H138V147H139ZM158 143V142H157ZM162 143V144H163ZM165 143H166V141H165ZM164 143V144H165ZM173 143H174V141H173ZM195 143H196V141H195ZM258 143V142H257ZM24 144V145H23ZM22 145V150L24 149H26V147H27V145L25 146V143H23ZM32 144V143H31ZM30 144V145H31ZM42 144H43V142H42ZM90 144H92V142L90 143ZM93 144L95 145L96 143H94L93 142ZM100 144V143H99ZM101 144H104L103 143V141H102V143ZM117 144V143H116ZM127 144H130V143H128V142H124L123 143V145L122 144H118V145H121V146H118V147H120L119 149H123V148H125V149H127ZM143 144V143H142ZM156 144V143H155ZM159 144V143H158ZM160 144H161V142H160ZM161 144V145H162ZM9 145V144H8ZM14 144H12V146H13ZM17 145V144H16ZM16 145H14V148H15V146ZM19 145H21L20 143H19ZM65 145V144H64ZM86 145V144H85ZM89 145V144H88ZM87 145V146H88ZM148 146L147 147H149V144H147ZM153 145H154V143H153ZM152 145V146H153ZM157 145V144H156ZM160 145V146H161ZM166 145H167V143H166ZM165 145V146H166ZM198 145V144H197ZM257 145V144H256ZM256 145H254V147L256 146ZM260 144L258 143V146H259ZM11 145H9V147H10ZM24 146H25V148H24ZM34 146V145H33ZM39 146V145H38ZM41 146V145H40ZM66 146V145H65ZM64 146V147H65ZM68 146V145H67ZM96 146H98V144L96 145ZM100 147H102L101 145H99ZM104 146V145H103ZM107 146V145H106ZM105 146V147H106ZM108 146H109V144H108ZM107 146V147H108ZM110 146H112L111 144H110ZM116 146V145H115ZM129 146V145H128ZM143 146V145H142ZM171 146V145H170ZM257 146V147H258ZM8 146H7V148H9ZM17 147H19V146H16V148ZM30 147H32V145L30 146ZM64 147H63V149H64ZM95 147V146H94ZM94 147H92V148H94ZM121 147H123V148H121ZM144 147V146H143ZM146 147V146H145ZM146 147V149H149V151H150V153H149V151H148V154H155V150H157L158 149V146H156V148H154L155 150L154 151H152V148L151 147H149V148H147ZM154 147V146H153ZM162 147V146H161ZM173 147V146H172ZM198 147V146H197ZM253 147V148H254ZM260 147V146H259ZM259 147H258V149H259ZM6 148V149H7ZM16 148L14 149L15 151H16ZM20 148V147H19ZM34 148V147H33ZM37 147H36V144H35V148L34 149H36ZM41 148V147H40ZM89 148H91V147H89ZM88 147L87 148H85V149H89ZM99 148V147H98ZM109 148V147H108ZM112 148V147H111ZM130 148V147H129ZM129 148H128V151H129ZM133 148V147H132ZM131 148V149H132ZM151 148V149H150ZM163 148H164V150H167L168 149V147H167V149H165L166 147H164L163 146ZM203 148V147H202ZM201 148V149H202ZM11 149H12V147H11ZM39 149V148H38ZM106 149L107 148H105V151H106ZM113 149V148H112ZM204 149V148H203ZM255 149V148H254ZM7 150H9V149H7ZM7 150H6V154H7ZM13 150V151H14ZM19 151H21V149H18ZM66 150H68V149H66ZM95 150H97L96 149V147H95ZM102 150H104L103 149V147L101 148V151ZM108 150V149H107ZM114 150V149H113ZM112 150V151H113ZM116 150V149H115ZM124 150V149H123ZM122 150V151H123ZM134 150H136V149H134ZM139 150V149H138ZM140 150H142V147L140 148ZM161 150V148L159 149V151ZM164 150H161L162 152L164 151ZM209 150V149H208ZM28 151V150H27ZM27 151H25L26 152V154H27ZM33 151V150H32ZM38 151V150H37ZM36 150H35V152H37ZM64 151V150H63ZM90 151H92L91 149H90ZM101 151H100V148H99V151H98V153L100 152V154L102 155V157H103V153H104V151H103V153H101ZM110 151V153H112V155H113V152L111 151V150H109ZM117 151V150H116ZM115 151V152H116ZM131 151V150H130ZM129 151V152H130ZM144 151H146V150H144ZM143 151V152H144ZM158 151V150H157ZM158 151V152H159ZM160 151V152H161ZM169 151H170V149H169ZM168 151V152H169ZM254 151H256V150H254ZM253 151V152H254ZM21 152H23V151H21ZM24 152V153H25ZM82 152V151H81ZM87 152H89V150H87ZM120 152V151H119ZM118 151H117V154L119 153ZM127 152V151H126ZM128 152V153H129ZM139 152V151H138ZM151 152H154V153H151ZM167 152V151H166ZM172 152V151H171ZM250 152V151H249ZM257 152V151H256ZM258 152V153H259ZM9 153V152H8ZM24 153H22L23 155H24ZM83 153V152H82ZM85 153V152H84ZM91 153H93V151L91 152ZM94 153H95V151H94ZM105 153H107V152H105ZM131 153V152H130ZM133 153V152H132ZM131 153V154H132ZM140 153V152H139ZM139 153H137V154H139ZM164 154H167V153H165V152H163ZM197 154H198V151L196 152ZM202 153V151L200 152V154ZM5 154V155H6ZM10 154V153H9ZM14 154V153H13ZM12 154V155H13ZM16 154V153H15ZM17 154L20 156V152L18 153L17 152ZM21 154V155H22ZM25 154V156H28V155H26ZM96 154V153H95ZM99 154V155H100ZM120 154V153H119ZM122 154V153H121ZM120 154V155H121ZM126 154V153H125ZM146 154V153H145ZM144 154V155H145ZM164 154H162L161 156H163ZM206 154V153H205ZM205 154L203 155V157L205 156ZM251 154V155H250ZM248 156H249V158H246L245 160L247 161V166H251V164L253 165L254 163V154H255V152L253 153V155H252V152L250 153ZM4 155V154H3ZM3 155H2V153H0V170H1V166L2 165H7L6 166V169H8V170H10L11 169V167H12V161H9V160H5L6 159V157H5V155H4V157H3ZM17 155V156H18ZM22 155V156H23ZM83 155V154H82ZM88 155H90V153H88ZM87 155V157H89ZM98 155V154H97ZM96 155V156H97ZM123 155V154H122ZM128 155V154H127ZM147 155V154H146ZM157 155H159V153L157 154ZM168 155H170V154H168ZM194 155H196V154H194ZM199 155V154H198ZM263 155H261L263 158H264V156ZM8 156H10V155H8ZM25 156H24V158H25ZM86 156V155H85ZM111 156V155H110ZM114 156H116V153H115V155ZM119 156V155H118ZM117 156V157H118ZM129 156H130V154H129ZM132 156H134L133 154H132ZM131 156V159L133 158ZM148 156V155H147ZM151 156V155H150ZM153 156V155H152ZM155 156V155H154ZM154 156H153V159H154ZM166 156V155H165ZM257 156H258V154H257ZM260 156V155H259ZM11 157V156H10ZM10 157H9V159H10ZM43 157H45V156H43ZM47 157V156H46ZM87 157L84 159V160H86V162L88 161L87 160ZM101 156H100V158L103 160V158H102ZM106 156H104V158H105ZM113 157V156H112ZM124 157V156H123ZM122 157V158H123ZM136 157V156H135ZM138 157H140L141 158V156H139L138 155ZM144 156L142 155V158H143ZM164 157V156H163ZM163 157H161V158H159V159H164ZM170 157V156H169ZM199 157H201V156H199ZM202 157V158H203ZM261 157V158H262ZM13 158V157H12ZM14 158H16V156H14ZM14 158L12 159L13 161H14ZM28 158V157H27ZM42 158V157H41ZM48 158V157H47ZM83 158H84V156H83ZM90 158V157H89ZM99 158V157H98ZM98 158H97V160H98ZM107 158H109L108 156H107ZM126 158H128L127 156H126ZM150 158V157H149ZM149 158H147V160L149 159ZM196 158V157H195ZM205 158V157H204ZM256 158H258V157H256L255 156V159ZM260 158V157H259ZM258 158V159H259ZM17 159H18V157H17ZM19 159H20V157H19ZM26 159V158H25ZM100 159V160H101ZM112 159V158H111ZM118 159H121V158H118ZM124 159V158H123ZM122 159V160H123ZM129 159V158H128ZM133 159H135V158H133ZM138 159V158H137ZM144 159V158H143ZM151 160H152V158H150ZM199 159V158H198ZM257 159V161H259L260 162V160H261V162H262V160H264V159H260V160H258ZM32 160V159H31ZM43 160H44V158L42 159V161L41 160H38L39 162L41 161V163H43ZM97 160H95V161H97ZM99 160V162H101ZM115 159H113V161H114ZM139 160V159H138ZM158 160V159H157ZM166 159H164V161H165ZM205 160V159H204ZM19 161V160H18ZM18 161L16 162V160H15V163L17 164L18 163ZM33 161H34V159H33ZM32 161V162H33ZM46 161V160H45ZM48 161V160H47ZM104 161V160H103ZM106 161H108V164H111L112 165V163L110 162L109 163V160L108 159H106ZM103 162L104 164L106 163L107 164V162ZM111 161V160H110ZM112 161V162H113ZM120 160H118V162H119ZM129 161V160H128ZM127 160H126V163L128 162ZM132 161V160H131ZM131 161H130V164L132 165L133 164V161H135V160H133L132 161V163H131ZM150 161V160H149ZM155 160H153V162H154ZM162 161V160H161ZM256 161V160H255ZM256 161V162H257ZM31 162V163H32ZM92 164L93 163H95V162H92V160L90 161ZM125 162V161H124ZM138 162V165L140 164V162L139 161H137ZM160 162V161H159ZM158 162V163H159ZM204 162V161H203ZM255 162V163H256ZM40 163V164H41ZM85 163V162H84ZM90 163V164H91ZM98 162H96V164H97ZM103 163H102V165H103ZM115 163H116V161H115ZM142 163V162H141ZM158 163H156V164H158ZM161 163V162H160ZM15 164V165H16ZM34 164H38V162L37 163H34ZM87 164V163H86ZM124 164V163H123ZM134 164H136V163H134ZM143 164V163H142ZM142 164H140V165H142ZM148 164H152V163H147V166H148ZM88 165V164H87ZM94 165V164H93ZM97 165H100V164H97ZM128 165H129V163H128ZM130 165V166H131ZM139 165V166H140ZM146 165V164H145ZM153 165L154 164H152V167H153ZM162 165H164V164H162ZM245 165V164H244ZM255 166H256V164H254ZM258 165H259V163H257V167H258ZM261 165V164H260ZM17 166V165H16ZM38 166V165H37ZM86 166V165H85ZM106 166V165H105ZM104 166V167H105ZM108 166V165H107ZM106 166V167H107ZM110 166V165H109ZM108 166V167H109ZM116 166H118V164L116 165ZM126 166H127V164H126ZM125 166V167H126ZM136 166V165H135ZM135 166H133L132 165V167L134 168ZM139 166H138V168H139ZM143 166H144V164H143ZM262 168H260L261 166H259L258 168H260V169H258V173H256L255 171L257 170V168L255 169V171L254 172H251V171H248L249 169H247L246 168V166H244L243 168H242V166L240 167V172H239V189H240V193L242 194L241 195V197H240V199H239V209L237 208V210H236V215H235V217L233 218V223H232V227H231V235H232V237H233V240L234 241H236V242H238L236 245H234V246H232L233 248H229V250L228 251H234V250H238V251H245V252H251L250 254L249 253H239V254H234V253H228V254H225V256H220V257H223V258H225V259H227L228 257H235L236 255H239L238 256V258L239 257H245V259H247L246 261H250V260H252L253 261V264H264V247H260V246H258V245H256V246H253V247H251V248H247L246 249V247L245 246H243V242L242 241H245V240H248L249 242L250 241H253V240H256V239H254V236H248V237H246V233L247 232H249L250 230H252L253 232H255V229H256V227H253V223L256 221L257 223H259V226L257 227V228H259L260 229V227H261V229L260 230H262L261 231V235H260V237L259 238H257V240H259V241H264V197H263V195L261 194L262 192L264 193V162H262ZM87 167H89V165L87 166ZM86 167V168H87ZM92 167L93 166H91V169H92ZM95 167H96V165H95ZM94 167V168H95ZM99 166H97V168H98ZM103 167V166H102ZM101 168V169H105V168ZM113 167V166H112ZM122 167H123V165H122ZM163 166H161V168H162ZM252 167V166H251ZM254 167V166H253ZM116 168H118V167H116ZM120 168V167H119ZM127 168V167H126ZM125 168V169H126ZM131 168V167H130ZM137 168V166L135 167V169ZM145 168V167H144ZM151 168V167H150ZM155 168V167H154ZM160 167L158 166V169H159ZM160 168V169H161ZM38 169V168H37ZM88 169V168H87ZM96 169V168H95ZM101 169H96V170H101ZM109 169V168H108ZM112 169V168H111ZM123 169V168H122ZM132 169V168H131ZM146 169H149V167H147ZM152 169V168H151ZM150 169V170H151ZM159 169V170H160ZM253 169V168H252ZM253 169V170H254ZM3 170V169H2ZM89 170V169H88ZM115 170V169H114ZM141 170V169H140ZM140 170H138V171H140ZM103 171V170H102ZM101 171V172H102ZM106 171H108L107 170V168H106ZM110 171V170H109ZM123 172H124V169L122 170ZM127 171H129V170H126V172ZM137 171V170H136ZM141 171H143V167H142V170ZM147 171V170H146ZM164 171V170H163ZM162 170H161V172H163ZM84 172V171H83ZM89 172H90V170H89ZM94 172V171H93ZM95 172H97V173H99L98 171H95ZM114 172V171H113ZM133 173H134V175H138V174H135V171H132ZM144 172H145V170H144ZM144 172H142L143 174H140V175H144ZM152 172H154L155 173V170L153 171V169H152V171H151V174H153ZM105 173V172H104ZM104 173H102V174H104ZM109 173V175H110V173L111 172H108ZM108 173H106V174H108ZM118 173V172H117ZM116 173V174H117ZM137 173V172H136ZM148 173V172H147ZM164 173V172H163ZM162 173V174H163ZM13 173L11 172V175H12ZM91 175H93L92 173H90ZM90 174H89V176H90ZM105 174V175H106ZM115 174V175H116ZM118 174H120V173H118ZM123 174H126V173H123ZM150 174V175H151ZM161 174V173H160ZM249 175L250 174V176H252V175H254V177H258V178H254V179H257V180H254L255 182H253L252 180V183H253V185L250 183V185H252V186H250L249 184H248V182H247V180H246V175ZM82 175H83V173H82ZM98 175H100V173L98 174ZM105 175H103V176H105ZM131 175H133L132 173H131ZM146 175V176H145ZM144 176H142V177H139V175H138V177L139 178H148V176H150L149 175V173H148V175L147 174H145ZM166 175V174H165ZM86 176V175H85ZM89 176H87L88 177V179H90L89 178ZM97 176V175H96ZM120 176H121V174H120ZM127 176H129V175H127ZM153 176H155L154 174H153ZM160 177H162L161 175H159ZM112 177H113V175H112ZM111 177V175H110V177L109 178H112ZM118 176H116V178H117ZM122 177H124V176H122ZM125 177H126V175H125ZM124 177V178H125ZM130 177V176H129ZM137 177V176H136ZM165 177V176H164ZM84 178V177H83ZM91 178H94V176L93 177H91ZM100 177H98V179H99ZM119 178V177H118ZM124 178H122V180L124 179ZM130 178H132L133 179V177H130ZM85 179H87L86 177H85ZM84 179V181L86 182L87 180H85ZM103 179L104 178H102V182H103ZM129 179V178H128ZM134 179H135V177H134ZM137 179V178H136ZM161 179V178H160ZM164 180H165V178H163ZM108 180V179H107ZM106 179L104 180V182L103 183H105V181H107ZM121 179L119 180V181H122ZM146 179H142L141 181L142 182H140V181H138V182H140V184L142 183L143 185H142V187L143 186H145V183H148L149 184V181L147 182H144L143 183V181H145ZM147 180H149V179H147ZM153 180H155L154 179V177H153ZM166 180H167V178H166ZM92 181V180H91ZM97 181V180H96ZM95 181V182H96ZM127 180H125L124 182H123V185H124V183L126 182ZM129 181V180H128ZM127 181V182H128ZM160 181V180H159ZM168 181V180H167ZM167 181H165V182H167ZM74 182V181H73ZM73 182H71V183H73ZM88 182V181H87ZM86 182V183H87ZM93 182V181H92ZM108 182V181H107ZM109 182H110V180H109ZM130 182V181H129ZM133 182V180L131 181V183ZM134 182H137V181H134ZM134 182L132 183V185L134 184ZM152 182V181H151ZM155 182V181H154ZM162 182V181H161ZM246 182H247V184H246ZM75 183V182H74ZM84 183V182H83ZM91 183V182H90ZM98 183H99V180H98ZM116 183H120V182H118V181H116ZM131 183L129 184V185H131ZM93 184V183H92ZM108 184V183H107ZM155 184V183H154ZM160 184V183H159ZM158 184V185H159ZM163 185H164V183H162ZM161 184V185H162ZM70 185V184H69ZM73 185V184H72ZM80 185V184H79ZM79 185H77L78 186V188L80 187ZM83 186H84V184H82ZM94 185V184H93ZM92 185V186H93ZM102 185H104V184H102ZM101 185V187H103ZM116 185V184H115ZM118 185V184H117ZM116 185V186H117ZM120 185H121V183H120ZM119 185V186H120ZM126 185V184H125ZM128 185V186H129ZM135 185V184H134ZM136 187H138L139 186V184H137L136 183ZM162 185V186H163ZM8 186V185H7ZM86 186H88V184L87 185H85V187ZM95 186V185H94ZM109 186V189H111L110 188V183H109V185H107V187ZM127 186V185H126ZM148 186H150V185H148ZM165 186H166V184H165ZM13 187V186H12ZM14 187H15V185H14ZM70 187V186H69ZM89 187V186H88ZM104 187H105V185H104ZM118 187V186H117ZM134 187V186H133ZM142 187H141V190H143L142 189ZM169 186L167 185V188H168ZM84 188V187H83ZM106 188V187H105ZM112 188H114V187H112ZM121 188V187H120ZM127 188V187H126ZM132 188V186H130V188L128 187V191L130 190ZM147 188V187H146ZM150 188H152L151 186L148 188V189H150ZM160 188V187H159ZM164 188H166V187H164ZM163 188V189H164ZM68 189V188H67ZM67 189L65 190V191H67ZM88 189V188H87ZM95 189H96V187H95ZM124 189H125V186H124ZM162 188H160L159 190H161ZM168 189H171L170 187L168 188ZM179 189V188H178ZM1 190H3V189H1ZM13 190V189H12ZM97 190H98V188H97ZM100 190H102L101 188H100ZM99 190V191H100ZM116 190V189H115ZM132 190H133V188H132ZM138 190V191H137ZM135 189L134 191H137V192H140L141 193V190L139 191V189ZM151 190V189H150ZM165 190V189H164ZM11 190L9 189V192L8 193H11L10 192ZM81 191H82V189H81ZM84 191H86L85 189H84ZM126 191V190H125ZM149 191V190H148ZM152 191H153V189H152ZM190 191V190H189ZM15 191H13V193H14ZM92 192V191H91ZM96 192V191H95ZM104 192V194L106 193V192H108L107 190H106V192H105V189H104V191H102V193ZM118 192V191H117ZM127 192V191H126ZM130 192V191H129ZM131 192H133V191H131ZM150 193H152L151 191H149ZM168 191L166 190V192L165 193H167ZM170 192V191H169ZM179 192H180V190H179ZM56 193H58V192H56ZM66 193V192H65ZM68 193H69V191H68ZM84 192H82V194H83ZM89 193V192H88ZM87 193V194H88ZM100 193V192H99ZM109 193H110V191H109ZM125 193V192H124ZM128 193V192H127ZM148 193V192H147ZM161 193H163L162 191H161ZM64 194V193H63ZM62 194V195H63ZM81 194V195H82ZM85 194V193H84ZM90 194V193H89ZM93 194H96V193H93ZM92 193H91V195H93ZM118 194V193H117ZM120 194V193H119ZM121 194H123V193H121ZM129 194V193H128ZM127 194V195H128ZM143 194V193H142ZM175 194V193H174ZM187 194V193H186ZM185 194V195H186ZM188 194H191V193H188ZM2 195V194H1ZM11 195H13V194H11ZM55 195H57V194H55ZM69 195V194H68ZM80 195V194H79ZM80 195V196H81ZM98 195V194H97ZM105 195H107V193L105 194ZM109 195H111V194H109ZM115 195H116V193H115ZM113 193H112V196H115ZM130 195V194H129ZM147 195V194H146ZM162 195V194H161ZM170 195V194H169ZM176 195H177V193H176ZM57 196H59V195H57ZM64 196V195H63ZM88 196V195H87ZM86 196V197H87ZM90 196V195H89ZM94 196V195H93ZM100 196V195H99ZM120 196V195H119ZM123 196V195H122ZM124 196H125V194H124ZM124 196H123V199H125L124 198ZM131 196H132V193H131ZM131 196H129V198L131 197ZM137 198H136V197ZM138 196H141V195H139V193H137V195L135 194L134 195V199H135V201H137L138 202V200H140V199H138ZM152 194H151V198H152ZM167 196H168V194H167ZM172 196H174V195H171V200L169 199V197L167 198L166 197V195H165V197L167 198V200H170V202L172 201ZM178 196H180L179 194L177 195V197ZM190 196V195H189ZM1 197V196H0ZM4 197H7V196H3V198ZM60 197V196H59ZM58 197V198H59ZM82 197H84V195L82 196ZM91 197V196H90ZM102 197V196H101ZM109 197H111V196H109ZM117 197H118V195L116 196V198L115 199H117ZM144 198H145V196H143ZM148 198L150 197V194L148 193V196H147ZM155 197V196H154ZM161 197H164V195L163 196H160V198ZM184 197V196H183ZM2 198V197H1ZM61 198V197H60ZM93 198H95V196L93 197ZM103 198V197H102ZM113 198V197H112ZM111 198V199H112ZM132 199H133V196L131 197ZM130 198V199H131ZM140 198V197H139ZM150 198V199H151ZM160 198H158L159 200H160ZM185 198H187V197H185ZM62 199V198H61ZM61 199H59L60 201H61ZM64 199H66V198H64ZM86 199V198H85ZM84 199V200H85ZM90 199V198H89ZM96 199H97V197H96ZM99 199V198H98ZM105 199V198H104ZM108 199V198H107ZM122 199V198H121ZM131 199V200H132ZM136 199H138V200H136ZM142 200H143V198H141ZM146 199V198H145ZM144 199V200H145ZM154 199V198H153ZM164 199V198H163ZM174 199V198H173ZM248 199V200H247ZM252 199H255V200H257L255 203H260L257 207H255V204L253 205V209H250V207H249V211H248V213L250 212V211H252V213H256V214H258V216L255 218V221L252 223V220L251 219H249L248 220V222H243V219H242V217H243V214L246 212L245 210H243V207L244 206H246L248 203H250V201L252 200ZM1 200V199H0ZM49 200V199H48ZM51 200V199H50ZM54 200V199H53ZM52 200V201H53ZM80 200H81V198H80ZM90 200H92V199H90ZM93 200H95V199H93ZM109 200V199H108ZM113 200H114V198H113ZM126 200H127V198L125 199V201H124V203L126 202ZM66 201V200H65ZM70 201V200H69ZM82 201H83V199H82ZM80 202V204L81 203H83V205L85 204V201L84 202ZM89 201V200H88ZM134 201V202H135ZM148 201V200H147ZM147 201H144V202H146L145 204L147 205V204H149V203H152L154 200H149V203H147ZM187 201V200H186ZM252 201H254V200H252ZM54 202V201H53ZM62 202H63V200H62ZM61 202V204H58L57 206H59V205H64V203H62ZM92 202V201H91ZM111 202L112 201H110V208H111V206H112V204H111ZM116 202H117V200H116ZM121 202H123L122 200H121ZM131 202V201H130ZM133 202V204L135 205V203ZM143 202V201H142ZM167 202V201H166ZM173 202V201H172ZM188 202V201H187ZM192 202V201H191ZM205 202V200L203 201V203ZM49 203H51V202H49ZM55 203H56V199H55ZM71 202H69V207H70V205L73 203H71ZM89 203V202H88ZM108 202L107 201H105V205L107 204ZM114 204H115V201L113 202ZM158 203V202H157ZM160 203V202H159ZM159 203H158V205H159ZM161 203H163V202H161ZM160 203V204H161ZM53 204V203H52ZM80 204H77L78 206L80 205ZM89 204H91V203H89ZM89 204H88V206H89ZM139 204V203H138ZM137 203H136V205H137V208H138V205ZM144 204V205H145ZM152 204H154V205H150L149 204V206H150V208L152 207V206H154V207H152V210H153V208H154V212H155V203H152ZM164 204H165V201H164ZM65 205H66V202H65ZM142 205H143V203H142ZM143 205V206H144ZM146 205L144 206V207H146ZM169 205H170V203H169ZM191 205H192V203L190 204V206L189 207H191ZM48 206V205H47ZM55 206V205H54ZM73 206H75V204L73 205L72 204V207ZM86 205H84V207H85ZM87 206V207H88ZM116 206H117V203H116ZM115 206V207H116ZM123 206H125V208H126V205L124 204ZM148 206V205H147ZM162 206V205H161ZM165 206H168V204L167 205H165ZM187 206H188V204H187ZM193 206V205H192ZM259 206H261V207H259ZM61 207V206H60ZM63 207V206H62ZM61 207V208H62ZM72 207L70 208V210L72 209ZM131 207V206H130ZM133 207V206H132ZM131 207V208H132ZM135 207V206H134ZM159 207H160V205H159ZM168 207H170V206H168ZM168 207H164L163 208V206H162V208L160 207V209H159V213H160V210H162V209H165V208H167V209H169ZM175 207V206H174ZM260 209H259V208ZM57 208H59V207H57ZM64 208V207H63ZM62 208V209H63ZM74 208V207H73ZM79 208H80V206H79ZM78 208V209H79ZM93 208V207H92ZM95 208V207H94ZM127 208H128V205H127ZM140 208H142L141 206H140ZM185 208H187V207H185ZM194 208V207H193ZM256 208V209H255ZM48 209H50V208H48L47 207V212H48ZM60 209V208H59ZM68 209V208H67ZM77 209V210H78ZM99 209V208H98ZM98 209L96 208V210L98 211ZM103 209H104V206H103ZM103 209H101V211L103 210ZM113 210H114V213H116L117 212V210L116 209H119V207L117 208H112ZM133 209V208H132ZM135 209V208H134ZM157 209V208H156ZM174 209V208H173ZM172 209V210H173ZM176 209V208H175ZM174 209V210H175ZM55 210H56V208H55ZM54 210V211H55ZM77 210H76V212H77ZM81 210V209H80ZM80 210H79V212H80ZM85 210L87 211V210H90L89 208L88 209H86L85 208ZM92 210H94V209H92ZM123 209L121 208V210L120 211H122ZM124 210H126V209H124ZM136 210V209H135ZM135 210H132V211H135ZM142 210H143V208H142ZM142 210H140V212H139V210H138V214H140L141 213V211ZM147 210H149V209H147ZM171 210V209H170ZM169 210V211H170ZM239 210H240V213H239ZM64 211V210H63ZM63 211H61V212H63ZM72 211H73V209H72ZM72 211H68L69 213L70 212H72ZM74 211H75V209H74ZM108 211H109V209H108ZM111 211V212H110ZM109 212H110V214L113 212L112 210H110ZM119 211V212H120ZM144 212L146 211L145 209L143 210ZM142 211V213L141 214H143L144 212ZM158 211V210H157ZM155 212V213H152V215H150V216H145L144 217V214H143V216H141V214H140V216L142 217V219H145V223H144V220H141V218H140V216H139V218L138 219H135L136 221H134L135 223H132V227H130L131 228V231L130 230H128V233H124V232H121V231H123V230H126V229H128V227H127V225H129V218L128 219H123L122 221H121V216H119L118 217V215H119V213H118V215H116L115 214V216H117L118 217V219H120V220H118V224H119V226L122 228H120V230L119 229H117V230H119L121 233H123L124 234V236L126 235V234H129V237L128 238H130V239H133V240H135V239H137V240H139L138 239V236H140L141 235V232H140V235H139V230H140V228L142 227V224L143 225H145V227H148V228H150V226L152 227V228H156L154 231L155 232H150V230H149V232L150 233H152V234H150L151 236L153 235L154 236V238H162L163 237V235L161 234V235H158L157 234V231H160L161 230V222L160 221H157L158 220V215L159 214H156V213H158V212ZM52 212V211H51ZM57 213L59 212L58 211V209H57V211H56ZM89 212V211H88ZM90 212H92V211H90ZM99 212V211H98ZM103 212H104V210H103ZM163 212H165V210L163 211ZM166 212H168V211H166ZM189 212H190V209H189ZM46 213V212H45ZM49 214H50V212H48ZM54 213V212H53ZM53 213H52V215H53ZM56 213V214H57ZM64 213V212H63ZM62 213V214H63ZM75 213V212H74ZM86 213V212H85ZM84 213V218H85V215L86 214H88V213H86L85 214ZM114 213L113 214H111V215H114ZM124 213H126V211H124ZM136 213V212H135ZM150 213V212H149ZM148 213V214H149ZM170 213V212H169ZM239 213V214H238ZM59 214V213H58ZM57 214V215H58ZM61 214V215H62ZM73 214V213H72ZM81 214H83V212H81ZM103 214H106V213H103ZM109 214V215H110ZM121 214V213H120ZM123 214V213H122ZM128 213H126V214H123V215H126V216H128L127 215ZM146 214V213H145ZM161 214V213H160ZM164 216H167L165 213H162ZM246 214V213H245ZM131 215V214H130ZM133 215H135L134 214V212H133ZM56 216V215H55ZM69 216V215H68ZM67 216V217H68ZM71 216V215H70ZM73 216V215H72ZM72 216H71V218H72ZM87 216V215H86ZM97 216V215H96ZM104 216V215H103ZM160 217H161V215H159ZM164 216H162V218L164 217ZM58 217H60V216H58ZM57 217V218H58ZM111 216H109V218H110ZM125 217V216H124ZM134 217V216H133ZM146 217H148V218H146ZM159 217V218H160ZM51 218V217H50ZM54 217H52V219H53ZM65 218V217H64ZM63 218V216H62V218H60L59 220H61V219H64ZM68 218H70V217H68ZM70 218V219H71ZM73 218H74V216H73ZM72 218V219H73ZM100 218H102V217H100L99 216V221L101 220ZM104 218V217H103ZM105 218H106V216H105ZM108 218V219H109ZM111 218H115L114 216L113 217H111ZM122 218H123V216H122ZM162 218H160L161 219V221H162ZM248 218H251L248 214H247V219ZM69 219V224H70V222L71 221H73V220H70ZM89 219V217H87V220ZM93 219V217L91 218V220ZM97 219V220H98ZM112 219V220H113ZM130 219H133V218H130ZM159 219V220H160ZM43 220V219H42ZM47 220V219H46ZM54 220V219H53ZM52 220V221H53ZM65 220V219H64ZM82 220H84V219H82ZM86 219H85V221L88 223L89 221H91V220H89V221H87ZM115 220V219H114ZM113 220V222H110L111 220L109 219L108 221V224L109 223H115V221ZM251 220V222H249ZM40 221V220H39ZM39 221H38V223H39ZM50 221V220H49ZM101 221H103V219L101 220ZM143 221V222H142ZM42 222H44V221H42ZM41 222V223H42ZM48 222V221H47ZM47 222H45L46 224H48ZM51 222V221H50ZM49 222V223H50ZM56 222H58V219H56ZM55 222V223H56ZM59 222H62V221H59ZM64 222V221H63ZM62 222V223H63ZM92 222V221H91ZM96 222H98V221H96ZM132 222H133V220H132ZM156 222V223H155ZM36 223V222H35ZM44 223V224H45ZM53 223V222H52ZM52 223H51V225H52ZM92 223H95L94 222V220H93V222ZM102 223V222H101ZM175 223V222H174ZM37 224V223H36ZM43 224V225H44ZM58 224V223H57ZM71 224L72 225H74V223L73 222H71ZM85 224V223H84ZM100 224V223H99ZM98 223H97V225L98 226H101V225H99ZM118 224H117V226H118ZM11 225V223L9 224V226ZM32 225H34V223L32 224ZM40 225V224H39ZM42 225V224H41ZM49 225V224H48ZM54 225V224H53ZM52 225V226H53ZM56 225V224H55ZM71 225V226H72ZM89 225H90V223H89ZM92 225V224H91ZM90 225V226H91ZM116 225V223L114 224V225H112V226H115ZM140 225V226H139ZM35 226V225H34ZM58 226V225H57ZM60 226V225H59ZM58 226V227H59ZM86 226H88V225H86ZM98 226H96V228L98 229L99 227ZM109 226V225H108ZM156 226V227H155ZM177 226V225H176ZM33 227V226H32ZM38 227V226H37ZM39 227H41V226H39ZM48 227V226H47ZM47 227H46V229H47ZM50 227V226H49ZM57 227V228H58ZM73 227H75V226H73ZM73 227H71V228H69V229H72V230H74V228ZM89 227V226H88ZM93 227V226H92ZM105 227V226H104ZM127 227V228H126ZM140 227V228H139ZM10 228V227H9ZM35 228V227H34ZM34 228H32L33 230H34ZM43 228V227H42ZM56 228V226H55V228L54 229H57ZM91 228V227H90ZM142 228H144V227H142ZM141 228V229H142ZM148 228H146L147 230H148ZM178 228V227H177ZM87 229V228H86ZM92 229V228H91ZM97 229H96V231H97ZM106 229V228H105ZM180 229V230H179ZM7 230V229H6ZM36 230H38L37 228H36ZM43 230V229H42ZM47 230H49V228L47 229ZM72 230L71 231H69V232H71L72 233ZM98 230H100V231H103L104 229H98ZM108 230H110L109 229V227H108ZM40 230H38L37 231V234L39 235V232ZM56 230H54V232H55ZM76 231V230H75ZM106 231V230H105ZM111 231L113 232V229H112V227H111ZM119 231L117 232V233H119ZM127 231V230H126ZM142 231V230H141ZM184 228L183 227H180V228H178V230H177V233H179V238H181V240H182V238L184 237ZM2 232V231H1ZM6 232V231H5ZM33 233H34V231H32ZM41 232H44V231H41ZM53 232V233H54ZM142 232H144V230L142 231ZM148 231H146V233H147ZM31 233V232H30ZM101 233V232H100ZM103 233V232H102ZM101 233V234H102ZM106 233H107V231H106ZM106 233H103V235L105 234V235H107ZM109 233H110V231H109ZM114 233H115V231H114ZM176 233V234H177ZM32 234V233H31ZM37 234H36V238H37ZM41 234V233H40ZM48 234V233H47ZM50 234H51V232H50ZM97 234H99L98 232H97ZM112 234V233H111ZM110 234V235H111ZM123 234H121V236L123 235ZM147 234H149V233H147ZM186 234V233H185ZM34 236H35V234H33ZM32 235V236H33ZM46 235V234H45ZM69 235V234H68ZM100 235V234H99ZM103 235H102V238H104L103 237ZM114 235V234H113ZM143 235V234H142ZM149 235V237L151 238V236ZM31 236V235H30ZM43 236H44V233H43ZM67 236V235H66ZM71 236V235H70ZM115 236V235H114ZM114 236H112V240L114 239L113 237ZM152 236V237H153ZM49 237H50V235H49ZM100 238H101V236H99ZM148 237V235L146 236V238ZM255 237H256V235H255ZM52 238V237H51ZM122 238H123V236H122ZM127 238V237H126ZM125 238V239H126ZM111 239V238H110ZM115 239H117L116 237H115ZM114 239V240H115ZM124 239V240H125ZM68 240V239H67ZM109 240V239H108ZM112 240H110V241H112ZM123 240V239H122ZM141 240V239H140ZM142 240H143V238H142ZM152 240H154V239H152ZM63 244H65V243H63ZM126 246L127 245H125V248H126ZM236 246V247H235ZM244 247V248H239V247ZM128 248H126V249H129V248H132L131 250H134V249H136V246H133V245H128L127 246ZM29 251H40V250H29ZM41 251H48V252H46V253H42L43 255H46V254H53V251H58V250H41ZM59 251H64V250H59ZM73 251H75V250H73ZM103 251H107V250H103ZM109 251V250H108ZM113 251V250H112ZM143 251H156V250H143ZM219 251H226L225 250V248H220L219 249ZM27 252V251H26ZM183 252H185V251H183ZM139 253H143V252H139ZM152 252H147V253H143V254H151ZM27 254V253H26ZM29 254V253H28ZM137 254V253H136ZM179 254V253H178ZM186 254V253H185ZM187 254H189V253H187ZM247 254H249V255H247ZM73 255H75V254H73ZM72 255V256H73ZM59 256H61V255H59ZM71 258V256L70 255H62L61 256V258H67V260H69L68 258ZM74 257H78V255H75ZM38 259L40 258V257H37ZM62 259V260H63ZM142 259L143 260H148V258H146V257H142ZM31 260V259H30ZM71 260H73V258L71 259ZM188 259H186V261H187ZM35 261V260H34ZM44 261V260H43ZM65 261V259L63 260V262ZM74 261V260H73ZM41 262H42V259H41ZM69 262V261H68ZM10 263V262H9ZM11 264V263H10ZM73 264V263H72ZM146 264V263H145Z\"/></svg>","mask_w":264,"mask_h":264},{"label":"water","instance_id":"water-1","mask_svg":"<svg viewBox=\"0 0 264 264\" xmlns=\"http://www.w3.org/2000/svg\"><path fill=\"white\" fill-rule=\"evenodd\" d=\"M14 252L15 254L18 253V251H12ZM26 252V251H24ZM37 253V254H42V253H46L48 251H27L26 253ZM76 253H85L86 254H133V253H139V252H152L154 254H165V253H189V254H198V253H215V254H221V253H234V254H239V253H251V252H245V251H238V250H234V251H195V250H189V251H174V250H167V249H163V250H156V251H134V250H131V249H118V250H115V251H103V250H81V251H75ZM19 253H22L19 251ZM138 262H140L139 259H137ZM240 261V259H238L237 257H230L229 259H227V262L229 264H235L237 261ZM210 261V260H204L203 262H200V264H207V262ZM216 261V262H214ZM245 261V260H244ZM157 262V264H160L161 261H155ZM247 262V261H246ZM248 262H253L252 260L248 261ZM212 264H222V259H218V260H213V262L211 261Z\"/></svg>","mask_w":264,"mask_h":264}]
</instances>
